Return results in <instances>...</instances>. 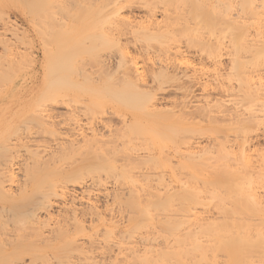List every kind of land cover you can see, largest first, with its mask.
<instances>
[{
  "label": "rangeland",
  "instance_id": "rangeland-1",
  "mask_svg": "<svg viewBox=\"0 0 264 264\" xmlns=\"http://www.w3.org/2000/svg\"><path fill=\"white\" fill-rule=\"evenodd\" d=\"M45 1V2H44ZM53 1H55V0H53ZM53 1H51V0H0V80H3V81H1L0 82V154H1V156L2 157H0V167H2L6 162H7V160L8 161H10L12 158L15 160H11L10 161V163H11V168H10V171L9 170H6L7 169V167H6V169H5V166H8V167H10V164H8V165H5V166H3L1 169H2V172L4 173V171H6L7 173H5L6 175H5V178L7 179V175L8 174H10L9 172H11V174L9 175V177H10V182H8L7 180H9V178L6 180H4L3 178H4V175L2 174V173H0V175L2 174L3 175V178H2V175H1V177H0V181L2 182V183H4L5 181H7V182H5L4 184H6V185H4V187L6 188V186H7V188H8V191H10L11 189H12V193L15 191H17V192H19L18 191V187L19 186H22V185H20L21 183L24 185L25 183L24 182H26V181H28V183L29 184H27V182H26V186L27 187H29V185H30V181L29 180H26L25 179V181L23 182V180L22 179H24V177L22 178V176L24 175V174H22V171H24L23 169H24V164H29V166L31 165L30 164V158H31V151H34L33 150V148H35L36 149V151H35V154H36V152H40V154L42 155H40L41 157V160H44V158L46 157V156H48L50 159L52 158L51 156H53V155H51V156H49V155H47V154H49L50 152H51V154H52V151H55V152H57V153H59L61 150H60V147H61V144H64V145H62V147H64V146H67L66 148H70V150L71 151H67V153H66V155H67V157H65L66 155H65V152L66 151H64L63 153H64V156H61L63 153L61 152V153H59L60 154V157L62 158V157H65V159L66 158H68V155L70 154V152H72L73 150L71 149L72 147L71 146H73V144H75L74 146L75 147H79L78 145H79V143H81L80 141H77V142H75L76 140H83V139H85V136L87 137L86 139H88V136L89 135H92V136H89V139L88 140H91V141H93V143H95V142H102V143H104V142H106V140H108L109 142H107V145H106V148L104 147V145L106 144V143H104V145H103V147L101 146L102 145V143L101 144H97V143H95V145H96V147H94L93 148V146H92V148L94 149V150H92L93 152H95V150L98 148V150H97V152H101L102 150H103V148H104V150H105V154H107L106 155V157H104L105 156V154H104V151H102V153H103V155L104 156H102L101 158H104V159H108V152L110 153V157L112 158V156H114L113 155V153H115L116 151H114V150H117V154L119 153V155H120V150H118L119 148H120V146H121V144L122 143H126L127 144V141H128V136H130V135H128L127 134V136H125L124 138H126L125 140H124V142H118L117 140H118V138H119V136H117V140H116V142H118V144H120V146L118 145V144H115L116 146V148H114V150H111V149H109V151L107 150V148H109V146L112 144L111 143V140H112V138L114 137V135H115V137H116V134H114L113 133V136H111L112 135V131L111 130H113V128H115V129H117L118 130V128H120V130H121V127H123L122 128V130L124 129H126V127H125V124H124V122L123 121H125V119H126V121L125 122H129V120H128V118H130V112L128 111L129 109H127V112L126 111H124L123 112V110L125 109L126 110V107L124 106V108L122 107V109H121V106L122 105H119L118 104V102L116 103V104H118L119 106H120V108H118V107H115L114 106V104L111 102V101H109V100H111V98H110V96L108 95V94H99V97L97 96V94H95V96H93V94L91 93V92H88L90 95H87V93H86V90H84L85 92H81V91H83V90H80V92L78 91V90H76V91H78L77 93L76 92H74V90L72 89V90H69V89H67V91H68V93H67V91H66V95H63L62 96V94H59V95H61L60 97L57 95V98H58V101H57V103H55V104H53L54 103V101H52L53 103H51L50 104V102H49V100L48 99H46V96H47V94L50 92V91H52L51 89H49V90H47V88H46V86L49 88V85H50V82H51V79H50V77L49 76H47L46 74V71L48 70V68L50 67V69H52L51 68V66H54L53 68H61L62 67V65L65 63L64 61V63L63 64H61V63H58V62H56V60L55 59H57L58 60V56H57V58H55L54 59V57H51V58H48L49 60H50V62H51V60H52V58L55 60V63H53L54 62V60H52L53 62H52V64L49 62V60H45V58H47V57H45L47 54H45V52L47 53V51H45V49H48V52H49V50L50 49H53L54 50V48H53V46H55L54 44H50L49 42H50V40L52 41V39H55L56 37V34L55 33H50L49 31H55V30H57L58 29V31L60 32L59 33V37L61 38V36H60V34L61 35H63L62 33L64 32V31H62L61 29V27H63L61 24H63L64 22V24H65V26L66 27H68V29L65 27L64 29H66V31H68V30H70L71 31V29H72V27L73 28H77V27H79V23L80 22H78V21H80V19H78L77 20V22L76 21H74V19L75 18H73V16H72V14L73 15H75V16H77L78 17V14L80 15V17H82V14H80L81 13V11H79L77 8H79L80 10H81V8L83 9V8H87L88 9V7H86V6H89V7H91V11H90V13L92 14V16H91V18L89 19L90 20V22H92L93 20L95 21L96 19V21H100L101 22V20H99L98 18H100V17H103V16H105V17H103V20H102V22L100 23V24H102V25H100V27H101V29L103 28L104 29V34H102V38L104 37V39H107L108 41H110L111 43L113 42L114 43V39H116V40H118V41H116L117 43H118V45L120 44V46L119 47H121V49H120V51L122 52V54H123V57H124V59H126L127 60V62L128 61H130L128 64H130V69H129V71L131 70V72H132V69H131V67H132V63L131 62H139V65H141L142 63V65L141 66H143L144 64V68H143V75H144V78H143V80L142 81H137V83L139 82L140 83V85L143 87V85L142 84H146V85H144V86H146L147 87V89H146V87H143V88H141L142 89V92H144L145 91V93L146 92H148L149 90H150V93L148 94L149 96H151L153 93V97H154V99L155 100H153V97H150V99L151 100H149L150 101V104L152 103V102H154V103H152L153 105H151L150 106V104H149V106H148V109L150 110V111H153V110H157L158 112L159 111H162V109L161 108H163L164 110L163 111H165V110H168V114H170V113H176V111L179 113V112H181L182 110V114H181V116L183 115V113L185 112L184 111V109H183V107H185V105L187 104V106L189 107H195L194 105H196V109H199V108H201V107H199L202 103V105L201 106H206L205 105V102H207V104H211V102L214 100V99H221L220 101H217V102H214V103H218V102H221V101H223V99H224V105H221V104H223L222 102L221 103H218L219 105H221V106H223V107H225L226 108V106L227 107H229V108H231L230 106H233V105H237V104H239L240 102L238 101V103H237V100H240V98H242L244 95L242 94V93H247V94H249V96H251L252 97V99H253V97H256L255 99H250V97L248 98V99H250V100H248L247 99V101H250V102H252L253 103V101H254V107L255 108H250V106L252 107V105L250 104V102H247L246 103V101H244V102H242V103H240L241 105L243 104V108H242V110H241V112H243V110L244 109H246V108H244V104L246 103V104H250V106L248 107L249 108V110L250 109H254L255 110V112H254V110L252 111V113L251 112H249L248 111V108H247V112H249L248 113V115L250 114V117L248 116V115H245V114H247V113H243L245 116L244 117H248L249 119H251V116L253 115H255V117H259L258 115L260 114V112H259V110H260V108H259V106H257L258 104H256L257 103V101L256 100H258V102H260V104L259 105H261V106H263L262 104V102H264V96H263V99L262 98H260L261 96H258V93L256 94V96H252V95H250V92L248 93V90L247 91H245L246 89H243V91H245V92H240L239 90V86L238 87H236L237 85H236V83L237 82H234V81H238V80H234V78H236V77H234L233 78V80H230V77H231V74L229 75V73H231L229 70H230V66L232 65V58L231 57H233L232 56V54H231V56L229 55V53H231V51L230 50H228L229 48H228V46H226L228 43H226V42H228V40L226 41V40H223L222 39V41L221 42H224V43H222L223 45H221L220 44V41H219V44H216V46H215V41H217V40H214V38H212V36H213V34H212V36L211 37H208L209 38V40L207 39V34L208 33H206V31L205 30H201V33H203L205 36V40L206 41H208L207 42V44H209V46L211 45L210 44V42H211V39H213L212 41L214 42V44H213V42H211L212 43V45L213 46H215V47H217V49L219 48V46L218 45H220L221 47L220 48H223L224 50H222V49H220L219 48V50H215L217 53L215 54V53H213V54H215L214 56H216V57H213V59H212V57H210V59H209V57H208V54H209V52H211L210 51V48H209V51L207 50V55H206V50L204 51V53H203V49L202 50H199L198 48H200L199 46L197 47V48H195V46L194 47H191L190 48V44H189V46H186L187 44H186V41H184L185 39H184V37L183 38H181L179 35H177V34H175L177 37L179 36V38H181L179 41L178 40H176V39H178L176 36V38L175 37H173V31H170V32H172L171 33V35L169 34L168 35V33H167V35L168 36H172L173 38H175V40H173L171 43L169 42V41H171L172 40V37H171V39H170V37H167V39L168 40H166V43H167V41H168V45H165L164 47H163V45L164 44H162V48L164 49L166 46L168 47H166L165 49H166V51H165V49H164V51L165 52H167V50H168V52H171V53H166V55L164 56V54H165V52H163L162 50V52L159 54L158 52H160V51H157V49L159 48L160 49V47L158 46H156V44H157V42L154 44V46H153V44H152V49H151V51H150V49H148V48H151V47H148V48H146L145 47V45L141 42V41H139L140 43H138L137 44V41H134V39L136 38L137 39V36H136V34H134L133 33V35L132 34H128L129 32H133V29H131V30H129V31H127V32H125V34L126 35H121L120 34V32H116V31H114L113 29H115V23L116 22H119L118 20H114V22H113V25H111L112 24V22H110V21H108V20H110L111 18H113V16L115 15H111L110 14V9H111V7H113L114 6V4H111L110 2V4H109V6H106L105 8H104V11H102L103 13H100L101 14V16L99 17H97L96 16V13H95V5H97L98 3H100V1L101 2H104L103 0H56L55 1V3L53 2ZM117 1H119V6H118V8H119V16L117 17V16H115V17H117V18H119V19H123V18H125V20H126V22L128 21L129 23H131L132 22V24L134 23V24H137V25H140L141 24V26H143V25H147V24H149V23H151V22H156V23H158L159 25L161 24V23H159L160 21H163L162 19H163V14H164V5L162 6V4H160V2H162L161 0H148V1H146V3H147V5H148V7H147V5L146 4H143L142 3V1L140 0V2H139V0H115V2L116 3H118ZM144 1V0H143ZM165 1V0H164ZM220 2H221V0H219ZM233 1V0H232ZM231 1V2H232ZM236 1H238V0H235V2ZM256 1H258V0H254V1H252V2H256ZM260 1V0H259ZM44 2V3H43ZM80 2H81V4H80ZM201 2H202V0H201ZM207 3V0H203V2L202 3ZM235 2H234V4H235ZM66 3V4H65ZM76 3H78V6L79 5H81V7H78L77 6V4ZM104 3H106V2H104ZM155 3V4H154ZM209 3V2H208ZM214 3V2H213ZM233 3V2H232ZM43 4V6H40V5H42ZM65 4V5H64ZM86 6H85V5ZM158 4V5H157ZM215 4V3H214ZM213 4V5H214ZM216 4H218V3H216ZM253 4V3H252ZM63 6V7H59V6ZM77 7H76V6ZM84 5V6H83ZM142 5H144V6H142ZM160 5V6H159ZM254 5L255 6H257L256 5V3H254ZM259 5H260V2H259ZM75 6V7H74ZM237 5L235 4V6H233L231 9H233V8H235V9H233L234 11H232V13L233 14H235V10L237 11V10H240L239 8V6H237V7H239V8H237L236 7ZM65 7H67V9L65 8ZM163 7V8H162ZM62 8V9H61ZM152 9V13L150 12V11H148L147 9ZM237 8V9H236ZM66 10V12H65V10ZM68 9H70V10H68ZM64 10V12H62ZM84 10V9H83ZM180 10V9H179ZM179 10L177 11V12H179ZM261 10V9H260ZM53 11H55V12H53ZM68 11H70V12H68ZM75 11L77 12L76 14H74L75 13ZM78 11H79V13H78ZM84 11H86V10H84ZM59 12V13H58ZM68 12V13H67ZM83 12V11H82ZM50 13H52V15L50 14ZM57 13V14H56ZM64 13V14H63ZM239 13H241V11L239 12ZM48 14H49V17H50V19H49V17H48ZM69 16H68V15ZM83 14H84V12H83ZM99 14V15H100ZM153 14V15H152ZM172 14V13H171ZM179 14H180V12H179ZM65 15H66V17H65ZM172 15H174V13L172 14ZM248 16V14H242V16H241V18H242V20H243V22L244 23H250V24H246L247 25V30H248V37H250V34L251 35H253V36H251L250 38H252V41H253V43H255L256 44V41H255V39H254V33H253V30H254V32H255V27H253L251 24L253 23L252 21L253 20H251V17H250V19H246V17ZM47 16V17H46ZM72 16V17H71ZM149 16V17H148ZM151 16V17H150ZM71 17V18H70ZM115 17H114V19H115ZM121 17V18H120ZM173 17V16H172ZM47 18V20L50 22H55L54 24L53 23H51L50 22V24L47 22V20H45ZM73 18V19H72ZM116 18V19H117ZM245 18V19H244ZM247 18H249V16L247 17ZM54 19V20H53ZM93 19V20H92ZM156 19V20H155ZM124 20V19H123ZM124 20V21H125ZM132 20V21H131ZM149 20V21H148ZM244 20H249V21H247V22H245ZM44 21H46L47 22V24L44 22ZM59 21V22H58ZM63 21V22H62ZM104 21L106 22V24L104 23ZM111 21H113V20H111ZM146 21H148L149 23H147ZM151 21V22H150ZM251 21V22H250ZM60 22H62V23H60ZM76 22V23H75ZM110 22V24H108ZM184 22V21H183ZM34 23V24H33ZM56 23H58V25L60 24V26H58V28H57V26L55 25ZM145 23V24H144ZM163 23V22H162ZM187 23H190V21L188 22L187 21ZM4 24H6V26L4 25ZM37 24V25H36ZM46 24V25H45ZM117 24V23H116ZM133 24V25H134ZM164 24V23H163ZM163 24L161 25V26H163ZM191 25H192V23H190ZM4 25V26H3ZM36 25V26H35ZM52 25H53V28H51L52 27ZM54 25H55V28H54ZM109 25V26H108ZM251 25V27H249ZM264 25V24H263ZM262 25V26H263ZM34 26V27H33ZM103 26V27H102ZM112 26L114 27V28H112ZM261 26V27H262ZM40 27V28H39ZM46 27V28H45ZM50 28V29H52V30H49L48 28ZM260 27V30H261V32H264V28H261ZM264 27V26H263ZM42 28V29H41ZM70 28V29H69ZM41 29V30H40ZM45 29V30H44ZM54 29V30H53ZM78 29V28H77ZM77 29H76V31H77ZM92 28H90V30H91ZM103 29H102V32H103ZM108 31H107V30ZM112 29V30H111ZM253 29V30H252ZM48 30V31H47ZM84 30H85V28H84ZM90 30H86V32H87V34H83L84 36H83V38H82V41L83 40H85L84 42H83V44L81 45V46H83V47H81L80 49H82V48H84L85 47V49L87 48V50H84V52L85 53H83L82 54V51H79V52H81V54L79 53V55H77L76 54V52H75V55H70V57H69V60L70 61H67V62H69V63H71V64H69L68 63V65H70V66H72V73H71V77H69V80L71 81L72 80V82H74L75 84H82V85H87V87H88V89H91L92 90V88L94 89V88H96V87H100V86H104L103 85V82H102V79L104 78V76H106L107 74H113V68L115 69L114 71L115 72H117L118 70H120V68H118L117 67V65H120V67L121 66H123L122 64V62L120 63V60L122 61V59H121V55H119L116 51H118V50H116V49H114L113 47H108L109 49H107V48H104L107 44H105L106 42V40H104V39H100L101 41H103V44H105V45H102L101 43L102 42H100V43H98L99 41H98V39H97V37L96 38H94V39H92L93 37H95L94 35H93V37L92 38H89L88 39V35L90 34V35H92V33H89V31ZM110 30H111V32H110ZM46 32V33H44V32ZM57 31V32H58ZM70 31L68 32V34H67V36L68 37H70L69 35H71L72 34V36H73V33H74V31L72 30L71 32H73V33H71V34H69L70 33ZM81 31H83V29L81 30ZM81 31H79V33H80V35H78L79 37L81 36V34H82V32ZM92 32L94 31L93 29L91 30ZM90 31V32H91ZM113 31H114V33H113ZM249 31H250V34H249ZM41 32V33H40ZM49 32V33H48ZM56 32V31H55ZM62 32V33H61ZM65 33V32H64ZM78 33V32H77ZM96 33V32H95ZM94 33V34H95ZM111 33V34H110ZM118 33H119V35H118ZM122 33V32H121ZM48 34V35H47ZM50 34V35H49ZM54 34H55V36H54ZM109 34V35H108ZM114 35L113 37L111 36V35ZM203 34H202V36L200 35V32H199V35L203 38H201V40H202V42H204L203 40H204V37H203ZM215 34V33H214ZM49 37V36H51V37H49V44H46V45H44V43H46L44 40H46V38H44V37H47V36ZM74 35H76V32L74 33ZM104 35V36H103ZM105 35H107L106 37H105ZM117 35V36H116ZM130 35V36H129ZM136 36V37H133V36ZM207 35V36H206ZM210 35V34H209ZM216 35V34H215ZM214 35V36H215ZM262 36L264 35V34H261ZM66 36V33H65V35H64V37ZM122 36V37H121ZM132 36V37H131ZM47 37V38H48ZM64 37H62L61 39L62 40H64ZM74 37V36H73ZM85 37H87L86 39H84ZM127 37L129 38L128 40L129 41H131V43L127 40ZM247 37V38H248ZM50 38H52V39H50ZM59 38V39H60ZM66 39H67V37H65ZM99 38V37H98ZM217 38V37H216ZM215 38V39H216ZM249 38V39H250ZM61 39H60V43H62V41H61ZM65 39V40H66ZM70 39V38H69ZM69 39H67L68 41H69ZM95 39H97V40H95ZM133 41H132V40ZM264 39V38H263ZM48 40V39H47ZM58 40V39H57ZM81 40V39H80ZM94 40H95V42L96 41H98V42H96L97 44H95V42H94ZM113 40V41H112ZM67 41V42H68ZM175 41V42H174ZM226 41V42H225ZM43 42V43H42ZM58 42H59V40H58ZM105 42V43H104ZM115 42V44H117ZM128 42V43H127ZM135 44H134V43ZM155 42V41H154ZM165 42V41H164ZM163 42V43H164ZM259 42V41H258ZM264 42V41H263ZM54 43V42H53ZM59 43V44H60ZM64 43V42H63ZM130 43V44H129ZM170 43V44H169ZM188 43V42H187ZM260 44L262 43V41L261 42H259ZM55 44H57V43H55ZM99 44H101L100 46H96V45H99ZM115 44H114V46H115ZM143 44V45H142ZM149 44V43H148ZM151 44V43H150ZM259 44V45H260ZM48 45H50V47L48 46ZM52 45V46H51ZM108 45H109V42H108ZM112 45V44H111ZM110 45V46H111ZM118 45H117V47H118ZM136 45V46H135ZM142 45V46H141ZM159 45V44H158ZM193 45V44H192ZM211 45V48H213V46ZM49 47V48H44V47ZM103 46V47H102ZM113 46V45H112ZM144 47V49L143 48H140V47ZM147 46H150V45H147ZM224 46H226V47H224ZM99 47H101V49H99ZM157 47V48H156ZM214 47V48H215ZM43 48H44V50H43ZM138 48V49H137ZM213 48V49H214ZM79 49V50H80ZM148 49V50H147ZM156 49V51H154ZM213 49H211V50H213ZM225 49H227V50H225ZM53 50H51V51H53ZM116 50V51H115ZM137 50V51H136ZM140 50V52H138ZM147 50V51H146ZM45 51V52H44ZM87 51V52H86ZM120 51H119V53H120ZM144 51V52H143ZM153 51V52H152ZM200 51H202V52H200ZM214 51V50H213ZM212 51V52H213ZM218 51H220V53L218 52ZM138 52V53H137ZM145 54V52L148 54H143V53ZM176 52H177V54H176ZM181 52V53H180ZM228 52V53H227ZM98 53V54H97ZM125 53H127V55L125 54ZM141 53V54H140ZM156 53V54H155ZM174 53L176 54V57L177 58H175L174 56ZM219 53V54H218ZM244 53V52H243ZM243 53H241L238 57L239 58H244V60H247V56H249V55H251L249 52V55H248V53L246 54V53H244L245 54V57L243 56ZM49 54V53H48ZM93 54H95V55H98L97 56V58L94 56V57H92L93 56ZM140 54V55H139ZM182 54V55H181ZM213 54L211 53V55L213 56ZM56 55L57 54H55V57H56ZM160 55V56H159ZM168 55V56H167ZM210 55V56H211ZM220 55V57H218ZM241 55H242V57H241ZM60 56H61V54H60ZM60 56H59V58H60ZM91 57V58H89V57ZM120 56V57H119ZM143 56V57H142ZM146 56V57H145ZM155 56V57H154ZM162 57V58H159V57ZM164 56V57H163ZM184 56V57H183ZM48 57H50L49 55H48ZM64 57V56H63ZM62 57V58H63ZM118 57L120 58V59H118ZM157 57L159 58V59H157ZM93 58V59H92ZM94 58H96V59H94ZM175 58V59H174ZM216 58V59H215ZM65 59H67V58H65ZM92 59V60H91ZM118 59V60H117ZM123 59V60H124ZM162 59V60H161ZM184 59V60H183ZM229 59H231L230 61L231 62H229ZM240 59V60H241ZM59 60H61V58L59 59ZM58 60V61H59ZM126 60H124L123 62H124V66L121 68V70H120V72L121 71H123V69H125V65H126ZM156 60H160V61H156ZM174 60H177V68L179 69V67H180V69L179 70H176V69H174L173 67H175L174 65H176V61H174ZM243 60V59H242ZM243 60V61H244ZM250 60H251V57H250ZM46 61H48V63H49V65H48V63L46 62ZM62 61V60H61ZM154 61V62H153ZM167 61V62H166ZM187 61V62H186ZM249 61V60H248ZM7 62V63H6ZM13 64H12V63ZM118 62L120 63V64H118ZM165 62V63H164ZM246 62V61H245ZM245 62H244V64H245ZM5 63V64H4ZM116 63H117V65H116ZM156 65H155V64ZM161 65H160V64ZM162 63L164 64V68H163V65H162ZM175 63V64H174ZM183 63V64H182ZM248 63V62H247ZM246 63V65L244 66V67H246L247 65L249 66V64H247ZM249 63H250V61H249ZM18 64V65H17ZM50 64H51V66H50ZM166 64H167V66L168 67H166ZM174 64V65H173ZM231 64V65H230ZM243 64V65H244ZM12 65V66H11ZM15 65V66H14ZM49 66V67H47V66ZM99 65H101V67L99 66ZM173 65V66H172ZM180 65V66H179ZM251 65V64H250ZM65 66H67L66 64H64V66L62 67V69H65L64 67ZM157 66V67H156ZM160 66H162V67H160ZM183 66V67H182ZM246 67V68H248V70L250 69V67L252 66H249V67ZM75 67V68H74ZM78 67V68H77ZM106 67H109V68H107L106 69ZM117 67V68H116ZM169 67H171V69H173V70H175V75L177 74V76L176 77H180V76H182L183 74L185 75H183L185 78H183V76L182 77H180L179 78V80L178 81H176L175 82V79H178V78H176V77H174L173 79H172V77L173 76H171L170 74H173L174 72H173V70H171ZM232 67V66H231ZM44 68H46L45 70H44ZM71 68V67H70ZM101 68V69H100ZM160 68H162V69H160ZM165 68H166V70H165ZM176 68V67H175ZM258 68H259V70L260 71H262V72H260L259 70H258ZM258 68H256L257 70H256V72H254V70L255 69H253V67H251V69H253V70H250V72H248L247 74H245V72L246 71H248V70H246L245 68V72H243L244 73V75H247V76H254L253 78L254 79H256L257 80V78H256V76L258 77H260V75L264 78V67H263V70H261L262 69V67H258ZM261 68V69H260ZM5 70V74H2L3 72H4V70ZM7 69V70H6ZM56 70V72L57 71H59V73H58V75H60V74H62V73H60V71L61 72H63V70ZM75 69H76V71H75ZM109 69H111V70H109ZM116 69H118L117 71H116ZM146 69V70H145ZM162 70V74L160 75V77L158 78V79H152V78H154L155 77V75H158V74H155L154 76L152 75L154 72L155 73H161L160 71L158 72V70ZM181 69H182V71H181ZM244 69H243V71H244ZM54 70V69H53ZM100 70V71H99ZM148 70V71H147ZM153 70V71H152ZM166 71V73L169 75H167L166 73H163V71ZM169 70H171V71H169ZM232 70V69H231ZM2 71V72H1ZM55 71V70H54ZM65 71V70H64ZM99 71V73H101L102 75H100L99 73L97 74V72ZM107 71V72H106ZM109 71H111V72H109ZM128 71V72H129ZM150 71H152V72H150ZM164 71V72H165ZM183 71H184V73H183ZM193 72V73H195V76H194V74L193 73H191L192 74V76H188V75H190V73L189 72ZM254 72V73H258L256 76H255V74L254 73H251V72ZM13 72H14V74H13ZM46 74H45V73ZM74 72H76V73H74ZM109 72V73H108ZM128 72H124V73H126V77L128 78ZM131 72L129 73V75L131 74ZM168 72H170V74L168 73ZM233 72V71H232ZM48 73H49V70H48ZM69 73V74H70ZM118 73L119 72H117L116 73V75H118ZM121 73H123V72H121ZM183 73V74H182ZM215 73V74H214ZM250 73L252 74V75H250ZM263 73V74H262ZM9 74V75H8ZM68 74V73H67ZM111 74V76L113 77L115 74H113L112 75ZM120 74V73H119ZM133 74H134V72H133ZM151 74V75H150ZM166 76H165V75ZM180 74V75H179ZM199 74V75H198ZM254 74V75H253ZM57 76V74H54L53 76ZM64 75H66L65 73H64ZM63 74H62V76H64ZM122 75V76H121ZM121 75H119V76H117L116 77V79H115V76L113 77L115 80H118L119 78L122 80V79H124V77H123V74H121ZM201 75H202V77H201ZM216 75V76H215ZM232 75H234V73H232ZM8 76H9V78H8ZM61 76V75H60ZM88 76V77H87ZM100 76V77H99ZM103 76V77H102ZM111 76H110V78H111ZM125 76V75H124ZM148 78H147V77ZM159 76V75H158ZM163 76H165V77H169L170 78V81H172V82H170V81H168V79L166 80L164 77L162 78ZM171 76V77H170ZM186 76H187V78H186ZM236 76V75H235ZM2 77V78H1ZM45 77H48V78H45ZM102 77V78H101ZM134 78L136 77V76H133ZM133 77H132V75H131V78L133 79ZM152 77V78H151ZM195 77V78H194ZM214 77H215V79H214ZM218 77V78H217ZM224 77V80L222 79ZM226 77H229L228 79L226 78ZM251 77V78H252ZM258 78V82L262 85V86H264V79L263 78ZM6 78V79H5ZM99 78H100V80H99ZM109 77H107V79H108ZM109 78V80H107L108 82H110V80L111 79H113V78H111L110 79ZM129 78H130V76H129ZM182 78V79H181ZM189 78V79H188ZM191 78H193V79H195V82H194V80L193 79H191ZM201 78V79H200ZM216 78H217V80H216ZM220 78V79H219ZM238 78V77H237ZM49 79H50V81H49ZM105 79V78H104ZM118 80V82L119 81H121V80ZM136 79V78H135ZM184 79V80H183ZM192 80V82H190V81H187V80ZM225 79H227V80H225ZM254 79H252V80H254ZM260 79V80H259ZM262 79H263V83H262ZM74 80V81H73ZM82 80V81H81ZM84 80H88V82H87V84L84 82ZM92 80V81H91ZM106 80H104V83H105V81ZM145 80V81H144ZM157 80H159V81H157ZM174 80V81H173ZM180 80H181V82H180ZM229 80V81H228ZM252 80H250L251 82L249 83V82H247V83H249V84H247L248 86L250 85V84H252V86H253V83L255 84V83H257V85H258V82H256L255 80L254 81H252ZM5 81V82H4ZM47 81V82H46ZM49 81V82H48ZM102 82V85H100V83ZM154 81V82H153ZM168 81V82H167ZM183 81V82H182ZM198 81V82H197ZM218 81V82H217ZM223 81V82H222ZM228 83H227V82ZM95 82V83H94ZM107 82V83H108ZM112 82V81H111ZM111 82H110V86H106L107 85V83H106V85H105V87H107V89H108V87H110V89L112 88V87H115L116 88V86L118 87L119 85H117V84H115L116 86H114L113 84V86L111 85ZM145 82V83H144ZM158 82V83H157ZM161 82H163V83H161ZM178 82H180V83H178ZM190 82V83H189ZM196 82H197V84H196ZM213 82H214V84H213ZM220 82V83H219ZM233 84H232V83ZM239 82V81H238ZM253 82V83H252ZM4 83V84H3ZM84 83V84H83ZM113 83V82H112ZM116 83V82H115ZM138 83V84H139ZM161 83V84H160ZM182 83L184 84V83H186L185 85H182ZM201 83H204L203 85L201 84ZM231 83V86H229V84ZM121 84V83H120ZM160 84V85H159ZM190 84V85H189ZM195 84V86H193ZM226 84H228V86L226 85ZM259 84V86L258 87H260L261 85ZM94 85H96V86H94ZM108 85H109V83H108ZM177 85V86H176ZM189 87H188V86ZM218 85H220V86H218ZM236 85V86H235ZM112 86V87H111ZM193 86V87H192ZM200 86V87H199ZM205 86V87H204ZM224 86V88H222ZM227 88H226V87ZM255 86V90H256V84L254 85ZM87 87H85L86 89H87ZM90 87V88H89ZM92 87V88H91ZM105 87L103 88V89H105ZM120 87H121V85H120ZM120 87H118V88H120ZM149 87V88H148ZM151 87H153V88H151ZM160 87V88H159ZM167 87V88H166ZM182 87H184V88H182ZM187 87H188V89H187ZM190 87H192V91H191V88ZM207 87V88H206ZM230 87V88H229ZM257 87V88H258ZM178 88V89H177ZM179 88H180V92H179ZM186 88V89H185ZM222 88V89H221ZM226 88V89H225ZM238 89V91L241 93V96H240V98L239 99H237L236 100V103L235 104H233V105H231V104H229V102H231V103H234L235 102V99H236V97L234 96H232L231 94H237V92H236V90L235 89ZM241 88V87H240ZM244 88H247V86L246 87H244ZM43 89H45V91L47 90V92H46V96H43V97H45V98H43L42 97V91H43ZM87 89V90H88ZM103 90V89H101V88H97L96 90ZM141 89H140V91H141ZM143 89H145V90H143ZM184 89L185 90H187V92L189 93H192V94H190L191 96H189V94L187 93V92H185L184 91ZM189 89H190V91H189ZM201 89H202V92H201ZM225 89V90H224ZM242 89V88H241ZM248 89H250V86H249V88ZM253 88H251L250 90H252ZM254 89L252 90L253 91V93H254ZM260 89H262V87L260 88ZM54 90V89H53ZM66 90V89H65ZM209 90V91H208ZM226 90L228 91V92H226ZM45 91L43 92L44 94L43 95H45ZM104 91V90H103ZM105 91H109V89L108 90H106L105 89ZM175 91V92H174ZM223 91V92H222ZM229 91L231 92V94H229ZM260 91V90H259ZM69 92H72V93H69ZM162 92V93H161ZM180 94H179V93ZM204 92H205V94L207 93H209V96H210V98H209V102L207 101L208 100V95H206V96H208L207 98H206V96H204L206 99H204V97L202 98L203 99V101L204 100H206L205 102H202V99L200 98V97H202L203 96V94H204ZM51 93V92H50ZM75 93V94H74ZM79 93H81V94H79ZM210 93H212V94H210ZM240 93H238V94H240ZM260 94H261V91L259 92ZM67 94H69V95H67ZM71 94V95H70ZM147 94V93H146ZM151 94V95H150ZM170 94V95H169ZM259 94V95H260ZM263 94V93H262ZM75 95H77V96H75ZM101 95V96H100ZM154 95H158L157 97L156 96H154ZM181 95V96H180ZM212 95V96H211ZM220 95H222V96H220ZM254 95V94H253ZM264 95V94H263ZM66 96V97H65ZM74 96L75 97H77V98H75V99H78V100H70L69 99V97L71 98V97H73L74 98ZM93 96V97H92ZM107 96V97H106ZM108 96H109V98H108ZM168 96V97H167ZM193 96V97H192ZM230 96V97H229ZM239 96H237V97H239ZM259 98H258V97ZM41 97V98H40ZM65 97V98H64ZM88 97V98H87ZM91 97V98H90ZM100 97L101 98H103V99H100ZM104 97H106V98H104ZM181 97V98H180ZM221 97V98H220ZM232 97V98H231ZM56 98V99H57ZM79 98H82V99H79ZM96 98V99H95ZM193 100H192V99ZM214 98V99H213ZM235 98V99H234ZM244 98V97H243ZM38 99H41V100H39L41 103H39L37 100ZM46 100V101H44V100ZM98 99H99V101H98ZM106 99H108L107 101L111 104V105H109V103H107L105 100ZM180 99V100H179ZM181 99H185L186 100V102L184 101V100H181ZM197 99L200 101H197ZM43 100V101H42ZM96 100V101H95ZM153 100V101H152ZM232 100L234 101V102H232ZM243 100V99H242ZM245 100V99H244ZM55 101V102H56ZM67 101V102H66ZM88 101V102H87ZM152 101V102H151ZM178 101V102H177ZM181 101V102H180ZM196 102V104L194 103V102ZM255 101H256V103H255ZM35 102H37V103H35ZM94 102V104H90V103H93ZM97 102V103H96ZM103 102H105V105H104V103ZM178 104H176V103ZM185 102V103H184ZM188 102V103H187ZM202 102V103H201ZM212 102V104L214 105V103ZM40 104V105H45V107L43 106V108H42V106H41V109L39 108V110H41V112H38L37 111V115L39 114V116H37L36 118H38V117H40V114H42V116L44 117V115L46 116V117H42L44 120H41L40 118H39V121H37L38 119H36V118H34V120L33 121H29V119H28V117H29V114H30V116H31V113H33L34 111L36 112V109L34 108V107H36L37 106V104ZM76 103V104H75ZM159 103V104H158ZM174 103L176 104L174 107H173V105H174ZM192 104V106L190 105V104ZM199 103H201V104H199ZM38 104V105H39ZM173 104V105H172ZM182 104H184V105H182ZM194 104V105H193ZM199 104V105H198ZM217 104V105H218ZM239 104V105H240ZM92 105V106H91ZM95 105V106H94ZM97 105V106H96ZM100 105H102V106H100ZM117 105V106H118ZM148 105V104H147ZM161 105V106H160ZM166 105H167V107L169 106V108H167L166 107ZM171 105V106H170ZM197 105H198V108H197ZM213 105H211V106H213ZM216 105V104H215ZM99 106V107H98ZM112 106V107H111ZM114 106V107H113ZM163 106V107H162ZM177 106V109L179 110H177V109H175V107ZM178 106L180 107V108H178ZM186 106V107H187ZM211 106H208V108L209 107H211ZM220 106V107H221ZM257 106V107H256ZM38 107H40V106H38ZM161 107V108H160ZM172 108V111H171V108ZM186 108V109H190V108ZM203 107H202V109H203ZM219 106H216V108L218 109V108H220ZM233 107H235V106H233ZM237 107V106H236ZM241 107V106H240ZM33 108V109H32ZM95 108V109H94ZM117 109V110H114L113 111V109ZM173 108H174V110H173ZM182 108V110H180ZM206 108V107H205ZM213 108H215V106H213ZM228 108V109H229ZM256 108H257V110L258 111H256ZM263 108H264V106H263ZM261 109L262 111H264V109ZM42 109H43V111H42ZM89 109H92V110H89ZM94 109V110H93ZM120 109V110H119ZM160 109V110H159ZM185 109V110H186ZM192 109V111H194V109L195 108H191ZM191 109L189 110V111H191ZM196 109H195V111H196ZM209 109H212V108H209ZM208 109V110H209ZM217 109H212V110H209V112L210 111H212L211 112V115H213V117L211 116V117H209L210 116V114H208V112H206V110L207 109H203V111L205 112H203L204 114H208L209 116H207V115H205L206 117H204V116H201V115H199V114H201V113H197V115H199L198 117L196 116V115H192V116H189V114H186V112L188 111H186L185 112V114L186 115H188V116H182L183 118H180V117H178L177 116V114H175L179 119H182V121L183 120H186V121H184L185 123L187 122V124H189V126L187 127V124H186V126H185V123L184 122H182V124L184 125V128H183V130L185 129V130H189L188 132L190 133L191 131L190 130H192V131H195V130H197V131H199V129H200V131H202V130H204L205 132H204V134H198V132H197V134H196V132H195V134H196V136L194 135V132H191L190 133V135L188 134V136L186 137L185 136V138H184V141H182L181 140V138L184 136V135H186V133L184 134H182V135H180V139H179V142H180V140H181V143L182 144H184V142H186L187 141V139H189V145L190 146H187V145H182V144H179V146L181 147V145L182 146H187V147H193V148H195V151H197V150H201V148H202V150H204V148L206 149V144H207V148L209 147V149H212V148H210L212 145H213V142H212V140L213 141H216L217 142V144L214 142V144H216V145H214L213 147L214 148H218V144L222 141L223 143H225V144H221L222 145V147L224 148V149H227V147L229 148V149H231V151H232V149H233V152H234V156H236V154H237V156H238V154H240V153H238V152H241V153H243V151H244V155L243 154H240V156L242 155V158H245V155H246V158H245V160H247V159H249V157H250V160L251 161H253V156L254 155H256V158H255V162L254 163H256V164H253V162L251 163L253 166L255 165V166H257V164L259 163V158L261 159H264V124L262 123L263 121H264V119H262L264 116V114H261L260 115V117H259V122H256V123H259L258 124V127H252L251 128V126L253 125H249V124H251V122L250 123H248L247 121H248V118L246 117V119L245 118H243L242 116H243V114H242V116H240V114H241V112L239 111V108H238V110L237 111H235V113L237 112V113H239V115L236 113V115H238V118H239V116L240 117H242L243 118V120H244V122H247L248 124H247V126L248 127H250V129H252L253 130V132L251 131V132H249L247 129H246V127H245V131L247 130L248 132H247V134H244L245 133V131L243 132V131H241V135L239 134L240 133V131L238 130V131H236L234 134H235V136L233 135V134H231L230 133V128H235V126L236 125H233L232 126V123H235L236 122V124H238L237 122H241V121H243V120H241V119H239V120H241V121H238V120H235L234 122H233V120H234V118L236 117L235 116V114H234V111L232 112L233 114H234V117L232 116L233 114L232 113H230L231 111H229V113H228V111H227V113L229 114V115H227L226 114V112H224V111H226V109H223L222 107H221V109H223V112L226 114V116H225V114H224V116H223V113H221L220 114V116L218 115V116H215L219 111V109L217 110ZM235 109V108H234ZM237 109V108H236ZM235 109V110H236ZM241 109V108H240ZM33 110V111H32ZM95 110H96V112H95ZM170 110V111H169ZM207 110V111H208ZM213 110H217V113L215 112V115H214V112H213ZM232 110H233V108H232ZM260 110V111H261ZM88 111H90V112H88ZM93 113H92V112ZM97 111H99L98 113H97ZM115 111H121V112H118L119 114H116L115 113ZM174 111V112H173ZM197 111H199V110H197ZM95 112V113H94ZM149 112V111H148ZM157 112V113H158ZM201 112V111H200ZM220 112H222V110H220ZM219 112V113H220ZM244 112H246V110L244 111ZM253 112H254V114H253ZM92 113V114H91ZM110 113V114H109ZM163 113V112H162ZM161 112H159L158 114H162ZM167 113V111L165 112V114ZM194 113V112H193ZM213 113V114H212ZM218 113V114H219ZM256 113H259V114H257L256 115ZM262 113V112H261ZM24 114V115H23ZM35 114V113H34ZM95 114H97V115H95ZM107 114V115H106ZM112 114V115H111ZM128 116H127V115ZM164 114V113H163ZM162 114V115H163ZM165 114L163 115V116H165ZM168 114H166V116H168ZM190 114H191V112H190ZM196 114V113H195ZM119 115H121V117H122V120H121V117L119 116ZM157 115V114H156ZM172 115V118H173V114H171ZM180 115V114H179ZM112 116V118H110ZM116 118H115V117ZM147 116V115H146ZM146 116H144L143 117V122H145V123H147V121H148V123L150 124V122H152V123H154L153 121L156 119V116H155V118L153 119L152 117H150V118H148V117H146ZM149 116V115H148ZM170 116V115H169ZM176 116H174V117H176ZM196 116V117H195ZM228 116H232L231 118H230V120L231 119H233V120H231V122H228L227 124H229L228 126H224V124H226L225 122H227L228 120H226V121H220L221 119V117H222V119H224L223 117H226L225 119H227L228 118ZM252 116V120H253V117ZM108 117V118H107ZM124 117V118H123ZM176 117V118H177ZM187 117V118H186ZM202 118L201 120H204V118L206 119V118H208L209 120H210V118H214L215 117V119H211L210 121V124L212 123V125H210L209 124V122H208V119H206V120H204V121H201L200 120V118ZM217 117V118H216ZM25 118H27L28 120L26 121L25 120ZM30 118V117H29ZM47 118V119H46ZM72 118L74 119L73 121H74V123L76 124H74L73 123V121H72ZM118 118H120V119H118ZM144 118H146V119H144ZM158 118H159V116H158ZM157 118V119H158ZM188 118H189V120H188ZM191 118H195V119H197L198 121H195V120H193V119H191ZM108 119V120H107ZM167 119H168V117H167ZM175 119V118H174ZM190 119H191V121H190ZM217 119H220V120H217ZM236 119V118H235ZM255 119V118H254ZM22 120V121H21ZM24 120L26 121L25 123H26V126L24 127V126H21V125H23V124H25L24 123ZM31 120V119H30ZM51 120V121H50ZM109 121V122H107V121ZM120 120H121V122H120ZM159 120H162V119H160L159 118ZM188 120V121H187ZM201 122H200V121ZM214 120H217V121H220V122H218L217 123V121H214ZM247 120V121H246ZM258 120V119H257ZM29 121V122H28ZM45 122L44 124H46L47 125V123H49L48 125H50V127L48 126V129H45V127L42 125V123H40V122ZM78 121V122H77ZM94 123H93V122ZM104 121V122H103ZM107 123H106V122ZM158 121V120H157ZM168 121H171L172 123H173V119L171 120V118L168 120ZM178 121H180V120H178ZM206 121L208 122V123H206ZM212 121H214V122H212ZM250 121V120H249ZM260 121H262V122H260ZM21 122H22V124H21ZM28 122V123H27ZM117 122V123H116ZM159 122V121H158ZM171 122H169L170 124H171ZM175 122L176 123H178L177 122V120H175ZM174 122V123H175ZM190 122V123H189ZM194 122L196 123V124H194ZM223 124H222V123ZM114 123V124H113ZM122 123H123V125L124 126H122ZM151 123V124H152ZM174 123L173 124H171V126H173L174 125ZM181 123V122H180ZM198 123H202V124H198ZM216 123V124H215ZM253 123V122H252ZM256 123H254V125H257ZM17 126H16V125ZM21 124V125H20ZM106 124V125H105ZM116 124V125H115ZM191 124H193V125H191ZM198 124V125H197ZM220 124V125H219ZM231 124V125H230ZM246 124V123H245ZM102 125H104V127H102ZM118 125V126H117ZM169 125V124H168ZM197 125V126H196ZM8 126V127H7ZM89 126V127H88ZM107 126H108V128H107ZM110 126V127H109ZM170 126V125H169ZM175 126V125H174ZM177 126V125H176ZM192 126H194V128L192 127ZM199 126V127H198ZM216 126V127H215ZM217 126H219V127H217ZM24 127V128H23ZM30 127V128H29ZM42 127H44V128H42ZM53 127V128H52ZM112 127V128H111ZM190 127H192V128H190ZM18 128V130H16ZM21 128V129H20ZM47 128V127H46ZM52 129V130H49V129ZM110 128V129H109ZM177 128V127H176ZM187 128H190V129H187ZM197 128H199V129H197ZM208 129V128H210L209 129V132H208V130H207V135H206V130L205 129ZM214 128V133H213V131H211L212 129ZM221 128H229V129H227L226 131H228V132H225V133H223V135H222V133H220L221 134V136H220V134H219V137L217 136V134H218V132H219V129L221 130ZM25 129V130H24ZM44 129V132L42 131ZM91 129V130H90ZM93 129V130H92ZM195 129V130H194ZM216 129H218V132L216 131ZM223 129L221 130V132L223 131ZM249 129V128H248ZM255 129V130H254ZM24 130V131H23ZM28 130V131H27ZM46 130V131H45ZM53 130H55V131H53ZM102 130V131H101ZM106 130H108L107 132H106ZM121 130V131H122ZM123 130V131H124ZM184 130V131H185ZM243 130V129H242ZM14 131H15V134H13L14 133ZM18 131V132H17ZM51 131H53V133L55 134H53V133H50V135H49V132ZM92 132V134H91V132ZM95 131V132H94ZM99 131V133H97ZM113 131H115V130H113ZM211 131V132H210ZM24 132V133H23ZM46 132H47V134H46ZM93 132H94V134L95 133H97L99 136H96V138H94L93 137ZM115 132H117V131H115ZM167 132H169V131H167ZM167 132H162V135L165 133V134H167L168 135V133ZM170 132H172V131H170ZM169 132V133H170ZM186 132V131H185ZM187 132V133H188ZM12 133V134H11ZM18 133V134H17ZM27 133H28V135H27ZM70 133V134H69ZM72 133V134H71ZM76 133L79 135V133L81 134V135H76ZM90 133V134H89ZM118 133L120 134V133H122V132H120L119 130H118ZM117 133V135H119ZM175 133V132H174ZM176 133H177V131H176ZM199 133H202V132H199ZM227 133L229 134L230 133V135L228 136L227 135ZM243 133V134H242ZM251 133V134H250ZM32 134V135H31ZM34 134H35V136H34ZM53 134V135H52ZM69 134V135H68ZM88 134V135H87ZM102 134V135H101ZM106 134V135H105ZM110 134V135H109ZM125 134V133H124ZM129 134H131V133H129ZM137 134H139V133H134V137L135 136H137L136 138H140V139H142V137H143V141L142 140H140L139 138L137 139V140H135L134 141V139H136V138H134L133 136H132V134H131V139H133V140H131V141H134V142H131V143H129L130 142V139H129V141H128V143L129 144H132V146L131 147H133V150L134 149H136V152L135 151H131L132 149H131V147H129L130 145L128 144V145H126L125 144V146L128 148V149H125V148H123V147H125L123 144V146H121L122 148V152H121V154L122 153H124L125 155V157L124 156H122V157H124L125 159H123L122 158V160L123 161H126V159H128V157H127V155H129V154H127L126 155V150H128L127 151V153L128 152H132V153H130V157H134V155H135V157L137 156V154L140 156H137L136 158H130L129 160H133L132 162L134 163V166L136 165L135 163H138L136 166H135V168H132V166H128V164H129V162H131V161H129V160H127L128 161V164H126L125 166H127V171H128V173H127V171H124L125 173H127L126 175H129L128 176V178L129 177H131L132 176V180L134 179V182H136V181H138L139 179L140 180H142L141 178V175H144L145 177H146V175H149V178L148 179H146V180H148L149 181V179H150V182H148V184H150V183H152V185H150V186H152L153 187V190H155V191H157L156 189L158 188V190L159 191H157V192H162L163 190H164V193H165V190H166V188L164 189V187H166L165 186V184L167 183V188H168V192L170 193V189L172 188V187H176V189L175 190H177V191H179L180 189H181V185H183L185 182L184 181H182V175H185V173H187V172H184V171H188V170H185L184 169V167L183 166H181V165H184V164H182L184 161H182V159L180 160V164L181 165H179V159L180 158H182V155L180 154V153H182V152H184V151H186L185 150V148L184 147H182L183 149H184V151H183V149H182V151H178L177 150V147H176V149H174V147H172L175 143H177L178 142V140H177V138H178V135L176 136V134H174L173 135V137H174V139H175V141H174V139H173V137H172V135L170 136V135H168V136H170V138L172 137V139H173V145L171 146V140L172 139H170V141L168 140L169 138H167V140H168V143L170 144H168L167 146H166V142H167V140L165 141V143L163 142L164 140H163V138H164V136H162V137H159L160 135H161V133L159 134L158 133V138H157V133L156 134H154L153 132H150L149 134H141L140 133V135L141 136H139V135H137ZM171 134V133H170ZM191 134H192V136H191ZM210 134V135H209ZM216 134V135H215ZM250 134V135H249ZM6 135V136H5ZM14 135V136H13ZM24 135V136H23ZM30 135V136H29ZM71 135V136H70ZM96 135V134H95ZM105 135V136H104ZM145 135V136H144ZM155 135H156V138L157 139H162L161 140V143L163 144V146H162V144H160V142H159V140H157L156 138H154L155 137ZM227 135V136H226ZM232 135V136H231ZM242 135H244V136H242ZM9 136H10V138H9ZM27 136V137H26ZM28 136H29V138H28ZM34 136V137H33ZM53 138H52V137ZM58 136V137H57ZM73 136V137H72ZM80 136H83V137H80ZM100 136L102 137V138H100ZM121 136V135H120ZM124 136V135H123ZM154 136V137H153ZM195 136V137H194ZM211 136V138H209ZM215 136H217V138L215 137ZM237 136H239V137H237ZM241 136V137H240ZM1 137H3V138H1ZM26 137V138H25ZM33 139H32V138ZM56 137V138H55ZM78 137V139H76ZM94 138V140L92 139V138ZM112 137V138H111ZM122 137V136H121ZM155 139H153V138ZM166 137V136H165ZM244 137V139H245V142L243 141V140H241V138H243ZM9 138V139H8ZM31 138V139H30ZM83 138V139H82ZM91 138V139H90ZM100 139V141H95V139ZM105 138H107L106 140H105ZM123 138V137H122ZM191 138V139H190ZM209 138V139H208ZM216 138V139H215ZM222 138V140L220 141V142H218L220 139ZM223 138H227V139H223ZM230 138V139H229ZM233 138H235V140L233 139ZM4 139V140H3ZM19 139V140H18ZM23 139V140H22ZM29 139V140H28ZM38 140V142L41 144L40 146L38 145L39 143L37 142V140ZM76 139V140H75ZM102 139L104 140V142L102 141ZM115 139V138H114ZM113 139V141H115ZM185 139H186V141H185ZM207 139L209 140V141H207ZM211 139V140H210ZM5 140H8V141H5ZM11 140V141H10ZM33 140V141H32ZM65 141V143H63L64 141ZM68 140H69V142H71V143H73V144H71V143H69L68 142ZM75 142H73V141ZM149 140V141H148ZM192 140V141H191ZM194 140V141H193ZM235 141L234 143H232L233 141ZM8 142L9 144H8V146H6V147H4V145L3 144H1V142ZM18 141H19V143H18ZM85 141V144H88V142L86 143V141L87 140H84ZM90 141V143L87 145L88 146V149H92L91 148V144H93L92 142ZM121 141V140H120ZM139 141V142H138ZM155 141H157V145H160L159 147H167V148H158V146L156 147V143H155ZM211 141V142H210ZM238 141V142H237ZM241 141V142H240ZM242 141L244 142V143H247L248 145H246V144H244V143H242ZM247 141V142H246ZM13 144H12V143ZM37 142V143H36ZM41 142H43V143H41ZM67 142V143H66ZM79 142V143H78ZM136 142V143H135ZM140 142H143L144 143V145H140ZM149 142V143H148ZM151 142V143H150ZM178 142V143H179ZM192 142V143H191ZM221 142V143H222ZM231 142V143H230ZM25 143V144H24ZM44 143H46L45 144V146H44ZM60 143V144H59ZM76 143H77V145H76ZM109 143V144H108ZM111 143V144H110ZM139 143V144H138ZM210 143V144H209ZM227 143V144H226ZM235 143L237 144V145H235ZM238 143L240 144V143H242V144H240V145H242V146H239L238 145ZM250 143V144H249ZM30 144V145H29ZM35 145L36 144V146L38 147V150H37V147L36 146H34L33 147V145ZM67 144H69V145H71V146H69V145H67ZM82 145H80V146H86L84 143H81ZM136 145V148L134 147V145ZM147 144V145H146ZM150 144H152V146L150 145ZM153 144H155V145H153ZM186 144V143H185ZM212 144V145H211ZM14 145V146H13ZM19 145V146H18ZM28 145V146H27ZM48 145V146H47ZM56 145H58V147H59V150L60 151H58V150H56L58 147H56ZM89 145H90V148H89ZM100 147H102V148H100V149H102L101 151H99L100 149H99V146ZM137 145H138V148H137ZM165 145V146H164ZM177 146H178V144H176ZM192 145V146H191ZM221 145H219V147L221 146ZM224 145V146H223ZM225 145L227 146V147H225ZM231 147H230V146ZM233 145V146H232ZM3 146V147H2ZM24 146V147H23ZM27 146V147H26ZM55 146V147H54ZM69 146V147H68ZM73 146V147H74ZM86 146V147H87ZM113 146V145H112ZM112 146H110V148L112 147ZM139 146H140V148H139ZM142 146V147H141ZM144 146H145V148H144ZM147 146H149L150 147V149L151 150H153L152 148H158V149H154L153 151H155L154 153H153V155H151L152 154V152L153 151H151V153L149 154V147H147ZM171 146V147H170ZM178 146V147H179ZM196 146V147H195ZM205 146V147H204ZM249 146V147H248ZM45 148L44 150L45 151H42L41 152V150H43V148ZM74 147V150H75V153H77L78 151H80L81 149H79V148H77V149H79L78 151H77V149ZM82 148L83 150L85 149V148ZM186 147V149L188 150L187 152H189L190 150H191V148H187ZM222 147H220V150L221 149H223ZM241 148L242 149V147H243V150L242 151H240L241 149H238V148ZM19 148V149H18ZM25 148V149H24ZM27 148H31V149H29V150H31V151H29V150H26ZM66 148H61L62 150H66ZM81 148V147H80ZM118 148V149H117ZM141 148H144L143 150H141ZM146 148H148V150L146 149ZM169 148H171V149H173V150H169ZM213 148V149H214ZM246 148V149H245ZM247 148H248V150H247ZM249 148H250V150H249ZM5 149V150H4ZM16 149H18L17 151H18V153H17V151H16ZM87 149V148H86ZM85 149V150H86ZM123 149H125V151L123 150ZM139 149V150H138ZM159 149H161V151H162V153H164L165 155H168V156H172L171 158L170 157H168V160H169V158H170V160H169V164H171L172 165V167L173 166H175V167H173V168H176L177 166L176 165H179V167L176 169V170H178L177 172L175 171V169H174V171L172 170V167H171V165H169V164H164L166 161H167V158H166V160H162L163 161V163L161 164V160H157V152H159L160 150ZM165 149L167 150V151H165ZM179 149V148H178ZM180 149V150H181ZM197 149V150H196ZM216 149H215V154H214V150L212 151V150H210L209 152H211V156L212 157H214L215 155H217L218 156V154H216V153H218L219 152V154H220V152H221V155H222V150L220 151L219 150V148L217 149V150H219V151H217L216 152ZM229 149H227L224 153L226 154V153H228V152H231V151H229ZM6 150H8V151H6ZM14 150H15V152H14ZM146 150H147V152H146ZM164 150V151H163ZM174 150H177L176 151V153L177 154H174L173 152H175ZM208 150V149H207ZM245 150H247V151H245ZM4 153H3V152ZM25 151V152H24ZM27 151V152H26ZM87 151V150H86ZM92 151L90 150L89 151V153L90 154H93L92 153ZM110 151H114V152H110ZM119 151V152H118ZM160 151V152H161ZM169 151V152H168ZM238 151V152H237ZM6 152V153H5ZM9 152H10V154L11 155H9ZM44 152V153H43ZM82 152V154H83V152H84V154L86 153L85 151H81ZM81 152H78L77 154H79L78 156H77V154H75V153H72V155H69V157L70 158H68L69 160H71V161H75L76 162V164L78 165V162L80 163V164H82L83 162H81V160H84V159H81L79 156H81ZM97 152H95V153H97ZM107 152V153H106ZM159 152V154L162 156V154ZM186 152V153H187ZM232 152V153H233ZM246 152H247V154H246ZM250 152V153H249ZM263 152V153H262ZM27 153V154H26ZM28 153H29V156H28ZM54 153V152H53ZM88 153V152H87ZM88 153V154H89ZM94 153V154H95ZM166 153H168V154H166ZM171 153H172V155H171ZM185 152L183 153L184 154V156H185V154H186ZM212 153H213V155H212ZM236 153V154H235ZM257 153H258V156H257ZM7 154V155H6ZM17 154V155H16ZM32 154H34V153H32ZM55 154V153H54ZM88 154H87V156H85V159H86V157H88ZM100 154V153H99ZM163 154V155H164ZM229 154H231V153H229ZM260 154H262V156H259ZM8 157V158H6V156ZM38 155H39V153H38ZM38 155H36V156H38ZM57 155V157H55L56 159H61V158H58V154H55L54 156H56ZM98 155V154H97ZM123 155V154H122ZM149 155H151L152 156V158L154 157H156V162H157V166H159V167H157L156 166V162L154 161H151V162H153L152 163V166H154V168L152 167V169H151V167H149V166H151V163H149L150 165H148V159H149ZM159 155V156H160ZM177 155H181L180 156V158H179V156L177 157ZM187 155V154H186ZM247 155H248V157H247ZM5 156V157H4ZM10 156V157H9ZM18 156V157H17ZM43 156H45V157H43ZM54 156H53V158H54ZM71 156H74V160H72V157ZM84 156V155H83ZM82 156V158H84ZM91 156V155H90ZM99 156V155H98ZM97 156V157H98ZM100 156H101V154H100ZM116 156H118V155H116L115 154V156H114V158H112L113 160H114V162H113V160L111 159V158H109V161H110V163H112V165L115 163L116 164V167H118V171L120 170V167H121V164L123 163L124 164V162L123 161H121L120 159V156H119V160H118V157H117V160H116ZM142 156V157H141ZM143 156H144V158H143ZM147 156H149L148 157V159H147V162H146V160H145V158H147ZM160 156V157H161ZM216 156V157H217ZM225 156H229V155H225ZM244 156V157H243ZM24 157V158H23ZM28 157V160L26 159ZM39 157V156H38ZM77 157V158H76ZM78 157H79V160H78ZM94 157L95 158H93V156H91V157H89L90 158V161H91V159L93 158V159H96V155H94ZM127 157V158H126ZM141 159V161H140V159ZM163 157H166V156H163ZM232 157V156H231ZM17 158V159H16ZM43 158V159H42ZM47 158V157H46ZM45 158V159H46ZM53 158H52V161H53ZM54 158V159H55ZM76 158V159H75ZM101 158H99L98 157V159H101ZM139 160H138V159ZM162 158V157H161ZM161 158H158V159H161ZM258 158V159H257ZM32 159L33 160H31V161H33L32 163H34V160H35V157H34V155H33V157H32ZM55 159V160H56ZM64 159V158H63ZM81 159V160H80ZM150 159H151V157H150ZM262 159H261V161H262ZM26 160H27V162H26ZM39 161H41L40 159H38ZM48 159H46V161H47ZM54 160V161H55ZM67 160V159H66ZM77 160V161H76ZM87 160H88V158H87ZM87 160H84V161H86V164H87ZM137 160V161H136ZM143 160H145V162L143 161ZM245 160H242V163H243V161H244V163L246 164H248L249 166L251 165L250 164V160H248V162H246ZM256 160H259V161H256ZM24 161V162H23ZM45 161V160H44ZM44 161H41L43 164L46 162H44ZM50 162L49 163V161H48V163H49V165L52 163L53 165H54V167H58V168H60V166H62V165H60L59 166V163L60 164H63V161H64V163H65V160H63L62 161V159H61V161H59V163L58 162ZM92 161H96V160H92ZM117 161V162H116ZM119 161H121V162H119ZM127 161H126V163H127ZM171 161V162H170ZM26 162V163H25ZM41 162H40V164H41ZM62 162V163H61ZM119 162V163H118ZM131 162V163H132ZM142 162H144V163H142ZM158 162H159V164H158ZM177 162V163H176ZM182 162V163H181ZM263 163H264V161H262ZM8 163V162H7ZM6 163V164H7ZM23 163V164H22ZM68 163H70V162H66L65 164H64V166L62 167V169L61 170H63V168H65L66 167V169H64V171H61V173L63 174V172H65V170H70V169H68L69 168V165L70 164H72L71 165V169H72V167L75 165L76 167H78V169H79V171H77V172H75L76 170H78L75 166L73 167V169H75V170H72L73 172H75V174H77V175H79L81 172H82V174H86L87 172H89V171H87L86 172V170H88V169H84L85 168V166L83 167V168H81L83 165H86V164H82V165H76V164H73V162L72 163H70V164H68ZM95 163V162H94ZM97 163H98V161H96V165H97ZM121 163V164H120ZM141 163V164H140ZM145 163H146V165H145ZM243 163V164H244ZM20 164H22V165H20ZM47 164V163H46ZM45 164V165H46ZM52 164H51V166H52ZM68 164V165H67ZM119 164H120V167H119ZM143 164V165H142ZM154 164V165H153ZM163 164L165 165V166H163ZM88 165L90 166V165H93V163L91 162L90 164H89V162H88ZM86 166V168H88L89 166ZM96 165H95V167H96ZM132 165V164H131ZM145 165V166H144ZM148 165V166H147ZM162 165V166H161ZM212 165V164H211ZM248 165L246 166L247 168H248V170L250 171L249 172V174L250 173H252V172H254V173H252L251 175H252V177H254L255 179H257V181H256V184L259 182L260 183V181H261V184L263 185H259L258 184V186L257 185H255V183H254V185L256 186H254L253 185V189H255V191L252 189L251 190V192L253 191L255 194H257L258 196H256L257 198H261V199H258V200H260V207L262 206V208H264V182H262V180H258V176H256L255 177V174L256 173H259L260 171L259 170H261V167H263V166H261L260 167V165L257 167V169H259V170H257L256 169V167H248ZM261 165H262V163H261ZM19 166V167H18ZM22 166V167H21ZM26 166H28V165H26ZM81 166V167H80ZM114 166L115 165H113V168H114ZM124 166V167H125ZM133 166V167H134ZM203 166H205V165H203ZM15 167V168H14ZM114 168V169H117V168ZM128 167L131 169H129L128 170ZM138 167V168H137ZM156 167H157V170H155L156 169ZM180 167H183V169H182V172H181V168ZM207 167V166H206ZM208 167H210V166H208ZM260 167V168H259ZM28 168V167H27ZM27 168H25V169H27ZM52 168V167H51ZM90 168V167H89ZM92 168H94V165H93V167ZM91 168V169H92ZM121 168H123V166L121 167ZM163 168V169H162ZM199 168H201L202 170V172H206L207 170H205V169H203L202 168V166H200V167H198V169L196 168L194 171H196L197 170V173H198V170H199ZM205 168V167H204ZM212 167H210V169H211ZM253 169V171H252V169ZM256 169V172H255V169ZM12 169H14V171L15 172H13L12 173ZM21 169V170H20ZM80 169H82V171H80ZM83 169H84V171H83ZM171 169V170H170ZM207 169V168H206ZM209 169V168H208ZM4 170V171H3ZM122 170V169H121ZM125 170V169H124ZM184 170V171H183ZM204 170V171H203ZM212 170L213 169H211V174L214 172H212ZM1 171V170H0ZM9 171V172H8ZM19 171V172H18ZM115 171V170H114ZM113 171V169H112V171L111 172H108L109 173V175H106L105 176V174H107V172H103L104 173V176H103V174H100L99 172H101L102 173V171H99L98 173H95V174H97L96 176H94V173H91V175L93 174V176H90V172L88 173V175L86 176L87 178H85V174L83 175V176H81V175H79L80 176V178L82 177V180H83V182L80 180L79 182H77L78 181V179H80L79 178V176H78V178L77 179H75V180H77V181H73V182H75V183H72V185H71V183H69V184H66L67 185V187H68V189H67V187L65 186L64 188V190H65V196H64V198H61V199H59V198H55V200L52 198V208L54 209H52V210H39L38 208H40V206L39 207H37L36 206V203H35V206L37 207V208H35V209H33L34 207H31V205L29 206V208L28 207H23V209L24 208H26L25 210H18L17 208H16V210L14 209H12V214H11V212H8V209L11 207V204H7V203H3V205H2V203H0V210H2V207H3V212L2 211H0V233H1V235H0V239H1V236L3 237V238H6L5 240H7V244H9L8 246H7V244L5 243V242H1L2 240H3V238L1 239V245H0V249H2V248H4L5 250H7V251H15V250H25L26 248H28V250H29V247L30 248H32L33 246H39V247H45L43 244H44V241H45V237H46V241L45 242H47L46 244L48 245V241L50 242V246L52 247V244L53 245H55L54 247H52L51 249L54 251V253L52 254L51 253V249H49V247L47 246V247H45L46 249H48L49 251H46V250H44V252L46 253V254H48L49 253V255L47 256V255H45V256H47V257H45L44 256V258H40V257H35V258H33V260L31 259V258H29V256H27V257H24V259L23 258H21L22 259V261L21 262H24L25 264L28 262H30L29 264H66V263H68V264H86V262H87V264L89 263V264H125V263H129V262H127V261H134L135 260V258H134V256H136L138 253V256L140 255V253L141 254H144V251H145V254H146V252L148 251L147 249L148 248H150V250H151V248L153 249V252H155V251H159V249H162L164 246L165 247H167L168 245H170L172 248H174L175 247V244L173 243V245H171V243L170 242H174V240H171V238L172 237H174V234H177V231L175 230V232L172 230H170L169 232H171L170 234L172 235L171 237H170V239L168 238L167 240H165V239H163L160 235H163L164 233H165V235H166V233H167V237H169L170 235H168L169 233H168V231L167 232H165V226H163V224H161L162 223V221H163V219H164V221H167L165 218H163V215L165 214H163L162 213V210H161V212H159V214H158V212H157V215L156 216H154L155 214H151V213H149V215L151 214V216L153 215L154 216V219L155 220H148V219H153V218H151L149 215H148V219L146 220V222H148L149 224H152V225H149L147 228H146V226L144 227V224L142 223V222H144V221H140V219L138 220V218H137V220L139 221V223L141 222V224H142V226L143 227H141V224H140V227H141V230H138L139 229V226L137 227L138 229L136 230V228H134V227H132L133 229H135V231H132L133 229H131V225H133V217H132V220H131V222L129 221V219L131 218V212H130V214H129V210L130 211H132V209L129 207V206H127V208L129 209H127L126 208V206L125 205H127V201L129 200V198L132 196V197H136V195L135 194H132V195H130V193H129V195L127 194V192L126 191H129V190H126V189H128L129 188V186L131 185L130 184V182L131 183H133L132 185H134V182H132V180L131 181H127L128 182V184H130L129 186H127L128 184L126 183V179H128L127 177H126V179H125V173L123 174V176H122V173H121V175H120V172L119 173H117L118 171L116 170V173L119 175V176H121L122 177V180H123V182H124V184H123V182H120V181H122L121 180V177H119L115 172ZM123 171V170H122ZM131 171V172H130ZM173 171V172H172ZM209 171V175H210V170H208ZM207 171V172H208ZM252 171V172H251ZM258 171V172H257ZM262 171V170H261ZM18 172V173H17ZM25 172V171H24ZM23 172V173H24ZM67 172V173H66ZM65 172V174H71V176L73 177L74 175L72 174V172L71 171H66ZM69 172V173H68ZM84 172V173H83ZM113 172V173H112ZM130 172V173H129ZM150 172H151V174H150ZM175 172V173H174ZM200 172V171H199ZM262 172H264V171H262ZM261 172V173H262ZM14 173H17V174H15V177H13L14 176ZM25 173H27V172H25ZM79 173V174H78ZM142 173H144V174H142ZM172 173V174H171ZM178 175H181V180H180V178H178L179 179V181H180V183L178 182V179H177V177L175 178V176H178ZM114 174V176L113 177H115V181H114V178L112 177V175ZM116 174V175H115ZM141 174V175H140ZM162 174V175H161ZM188 174V173H187ZM199 174H202V176H203V174L204 175H208V174H206V173H199ZM253 174H254V176H253ZM21 175V176H20ZM110 175H111V177H110ZM138 175H139V177H138ZM159 175V176H158ZM172 175H173V177H172ZM192 175H193V171H192ZM258 175V174H257ZM260 175V174H259ZM263 175H264V173H263ZM263 175H261V176H263ZM7 176V177H6ZM20 176V177H19ZM24 176H26V175H24ZM70 176V177H71ZM88 176H90V177H88ZM151 176V177H150ZM163 177V181L165 182V184H164V186H163V184L162 183H164V182H162L160 185L161 186H163V187H160V186H158L159 185V183L162 181L161 179H162V177ZM186 176V175H185ZM184 176V177H185ZM202 176H200L199 178H202ZM18 178V180H17V178ZM62 177V176H61ZM69 177V178H70ZM71 177V178H72ZM75 177V176H74ZM84 177V178H83ZM94 177H96V178H94ZM104 177H106L105 179H104ZM109 177V178H108ZM117 177L120 179V181H119V179L117 180ZM148 177V176H147ZM188 178L190 177V176H187ZM260 177V176H259ZM64 178V177H63ZM90 178H93V180L92 179H90ZM99 178V179H98ZM113 178V179H112ZM135 178L137 179V178H139L138 180H136L135 181ZM157 178V179H156ZM261 178V177H260ZM259 178V179H260ZM264 178V177H263ZM262 178V179H263ZM22 181H21V180ZM73 179V178H72ZM89 179H90V181H89ZM94 179H97L98 181H96V180H94ZM104 179V181L106 180V179H108L107 181H105L104 182V184H102V180ZM130 179V178H129ZM144 179V178H143ZM160 179V182L158 181ZM167 179V180H166ZM177 179V180H176ZM190 179V178H189ZM4 180V181H3ZM152 180V181H151ZM157 180V181H156ZM184 180V179H183ZM192 180H194V179H192ZM264 180V179H263ZM68 181H71V179L70 180H68ZM67 181V182H68ZM102 181V182H101ZM118 181V183H116ZM143 181V180H142ZM141 181V182H142ZM169 181H171V182H169ZM174 181H176V182H174ZM185 181H186V178H185ZM21 182V183H20ZM82 182V183H81ZM92 182H94V184L92 183ZM99 182H101V183H99ZM122 183V186L121 187H119V185H120V183ZM147 182V181H146ZM159 182V183H158ZM168 182H169V184H171V186H168ZM182 182H184V183H182ZM190 183V182H192V184L190 183V184H187V183ZM195 184H194V183ZM10 183V184H9ZM78 185H77V184ZM88 183V184H87ZM96 183V184H95ZM108 183V184H107ZM126 183V184H125ZM140 183V181L138 182V184L137 183H135L136 185H138V186H141V185H143V186H146L147 188H150L149 190L147 189V191H149L150 192V194L152 193V187H148L147 185H146V183L143 181V183L145 184H143V183H141V184H139ZM153 183H157V185L155 186V188H154V184ZM176 183V184H175ZM179 184V188H178V184ZM198 183H200V182H198L197 181V183L195 182V180L194 181H191V179L190 180H188L187 179V181H186V183L185 184H187V187H188V185H197ZM8 184V185H7ZM75 186H74V185ZM83 186H82V185ZM87 184V185H86ZM91 184H92V186H91ZM98 184V185H97ZM115 184V185H114ZM118 184V185H117ZM181 184V185H180ZM201 184V183H200ZM71 185V186H70ZM85 185H86V187H85ZM99 185H104L103 187H101V186H99ZM199 185V184H198ZM197 185V186H198ZM8 186H10V188L8 187ZM79 186V187H78ZM82 186V187H81ZM89 186H90V189H89ZM99 186V187H98ZM113 186H115L117 189H115V187H113ZM135 186V185H134ZM133 186V187H134ZM194 186V187H195ZM200 186V185H199ZM96 187H97V189H96ZM101 187V188H100ZM124 187V188H123ZM126 187V188H125ZM136 188H139V187H137V186H135ZM146 187H144V188H141V189H134V188H132V186L130 187V188H132L133 189V192H135V191H139V192H141L140 190H142V193H145V188ZM160 187V188H159ZM184 187H186V186H184ZM186 187V188H187ZM6 188V189H7ZM21 187H19V190H21L20 189ZM71 188V189H70ZM80 188V189H79ZM86 188V189H85ZM92 188H94V189H92ZM104 188V189H103ZM119 188V189H118ZM123 188V189H122ZM129 188V189H130ZM163 188V189H162ZM70 189V190H69ZM107 189H109V190H107ZM112 189V190H111ZM113 189H115V190H113ZM121 189V190H120ZM145 189V190H144ZM183 190H184V188H182ZM181 189V190H182ZM79 190V191H78ZM85 190V191H84ZM92 192H91V191ZM96 190V191H95ZM105 190V191H104ZM117 190H119V191H117ZM135 190V191H134ZM152 190V191H151ZM175 190H174V188H173V190H171L172 192L174 191L175 192ZM77 191V192H76ZM88 191H89V193H88ZM98 191V192H97ZM107 191V193H106V195H105V193L104 192H106ZM116 191V192H115ZM130 191L132 192V190L130 189ZM129 191V192H130ZM144 191V192H143ZM155 191H153V193L152 194H154V192ZM14 192V193H15ZM16 192V193H17ZM73 192V193H72ZM75 192V193H74ZM95 192V193H94ZM121 193L122 194V196H123V198L121 197V194L119 195V197H121V198H119L118 197V199L116 198L117 196H118V194H114V193ZM125 192H126V196H125ZM173 192V193H174ZM181 192V191H180ZM180 192H178V194H181ZM252 192V193H253ZM14 193H13V196L15 197V196H18V193L16 194V195H14ZM70 193V194H69ZM72 193V194H71ZM80 193H83V194H80ZM84 193H85V195H84ZM86 193H88V194H86ZM142 193H139L138 194V192H136V194L138 195L137 197H136V200H138L139 201V198L140 199H143L144 198V196H145V194H147V193H145L144 194V196L142 197ZM163 193V194H164ZM167 193V192H166ZM173 193H170V194H173ZM253 193V194H254ZM78 194V195H77ZM96 195V197H95V195ZM101 196H100V195ZM104 194V195H103ZM149 194V193H148ZM156 194V193H155ZM162 193H160V195H161ZM176 194V193H175ZM203 194V191H202V193H201V197H203V199H205L204 198V196L205 197H207L206 195H205V193H204V195H202ZM254 194V195H255ZM99 195V196H98ZM114 195L116 196V197H114ZM74 196V197H73ZM76 196V197H75ZM89 196H90V198H89ZM103 196V197H102ZM108 196V197H107ZM114 197V200H113V198L112 197ZM125 196V197H124ZM140 196V197H139ZM148 196V195H147ZM69 197H71V199L69 198ZM82 197V198H81ZM91 197H93V198H91ZM106 197V198H105ZM126 197H127V199H126ZM129 197V198H128ZM149 197V196H148ZM67 198V199H66ZM72 198H74L75 200H72ZM98 198V199H97ZM109 198H111V199H109ZM138 198V199H137ZM79 199V200H78ZM81 199V200H80ZM88 199V200H87ZM122 199H125V200H122ZM145 199H147V197L145 198ZM148 199H150V198H148ZM36 200H37V198H36ZM77 200V201H76ZM87 200V201H86ZM95 202H94V201ZM110 200V201H109ZM118 200V202H120L121 203V201H123V203H121L122 204V206H120L121 207V210H119L120 209V207L117 205L118 204V202H117V204H115L114 202H116ZM120 200V201H119ZM144 200V199H143ZM143 200H141V204H143V203H145V202H143ZM206 200L207 201H205V203H207V205H210L211 203V199H210V202H209V198L207 199L206 198ZM214 200H216V199H214ZM76 201V202H75ZM138 201H136V202H138ZM203 202H204V200H202ZM36 202V201H35ZM69 202H72V204L71 203H69ZM78 202V203H77ZM125 202V203H124ZM148 202H150V201H147V203ZM262 202V203H261ZM60 204V206H59V204ZM76 205H75V204ZM96 203V204H95ZM114 203V204H113ZM119 203V204H120ZM140 203L138 202V204L140 205ZM205 203H204V205L202 204V207H199V205H201V204H198V206L196 205V207H193V206H189L190 204H188L187 205V207H191V209L190 208H188L189 210H191V211H193V212H196V213H193V212H191V214L188 212V214H190V216L192 215V213L193 214H195V215H197V217L195 216V215H192L191 217H192V219L194 218V217H196V220H195V218L193 219L196 223L198 222V224L200 223L199 221V219H198V217H200L201 218V222L204 220V221H206L207 219V222H209V220H213L214 221V223H215V221H217L218 220V222L220 223L221 221H219V217L221 216V214H219L218 213V210H215V209H213L212 208V206H207V205H205ZM209 203V204H208ZM7 204V205H6ZM29 204H30V202H29ZM32 204V203H31ZM33 204H34V202H33ZM32 204V205H33ZM63 204V205H62ZM78 204V205H77ZM83 204V205H82ZM86 204V205H85ZM94 204H95V206H94ZM125 204V205H124ZM146 204V203H145ZM213 204H215V201L213 202ZM262 204V205H261ZM10 205V206H9ZM39 205V204H38ZM66 205H69V208H71L70 206L72 205V206H76V207H72L71 209L72 210H69L68 209V206H66ZM87 206V207H85V206ZM118 207H117V206ZM144 205V204H143ZM195 205V204H194ZM212 205V204H211ZM26 206H28V204H26ZM62 206V207H61ZM63 206L65 207L63 210H62V208H63ZM78 206V207H77ZM90 206H92L91 208H93L94 207V209L95 210H93V209H91V211H90V209H89V207ZM110 206H111V208L112 209H110ZM115 206H116V208H115ZM124 206H125V210H124ZM60 208V209H57V208ZM80 207L82 208H87V209H85V211H84V209L82 208V209H80ZM206 207V208H205ZM208 207H209V209H208ZM5 208V209H4ZM68 209V210H65V209ZM73 208H77V209H73ZM205 208V209H204ZM7 209V210H6ZM21 209V208H20ZM38 209V210H37ZM78 209H80V210H78ZM174 209H176V208H174ZM196 209V210H195ZM5 210L7 211V213L8 214H6V212H5ZM74 210V211H73ZM97 210H98V212H97ZM170 210H172L171 208H170ZM169 210V211H170ZM15 211V212H14ZM20 213H19V212ZM86 211H87V214H86ZM118 213H117V212ZM174 211H176V210H174ZM217 213H216V212ZM1 212H2V214H1ZM5 212V213H4ZM19 213V214H17V213ZM28 212V213H27ZM76 213V215H75V213ZM90 212L93 214V216H92V214H90ZM95 212H96V214H95ZM133 212V211H132ZM151 212H152V210H151ZM156 211H154V213H155ZM165 212V211H164ZM166 212H167V210H166ZM182 212V215H185V214H187V212L186 211H181ZM184 212H186L185 214H184ZM4 213V214H3ZM11 214V216H10V214ZM16 213V214H15ZM47 213H48V216H47ZM62 213V214H61ZM80 213H82V214H80ZM84 213V214H83ZM160 213L162 214L161 215V217L163 218V219H160ZM169 213H174L173 211L172 212H169ZM21 214V215H20ZM24 214V215H23ZM33 214V215H32ZM34 214H35V216H34ZM73 214V215H72ZM90 214V215H89ZM110 214V215H109ZM130 215V216H127V215ZM133 214V213H132ZM168 213H166L165 215H167ZM178 214H179V212H178ZM6 215H8V216H6ZM20 216V218H18L19 216ZM27 215H29V216H27ZM75 215V216H74ZM88 215V216H87ZM98 216V217H95V216ZM165 215H164V217H165ZM169 215L170 214H168L167 215V219L169 218H171V217H173V216H175V217H173V219H170V220H168V221H170V222H172L173 220L175 221V223H177L179 220H178V218L180 217V221H181V218H183V216L181 217V213H180V215L178 216V217H176V215H174L173 214V216H171V217H169ZM1 216H3V217H1ZM13 216V217H12ZM17 216V218H15ZM23 216V217H22ZM72 216V217H71ZM85 216V217H84ZM113 216V217H112ZM158 216H159V218H158ZM190 216H188L187 215V221H188V223L191 225V222H189V220H188V217H190ZM219 216V217H218ZM6 219H5V218ZM81 217V218H80ZM112 217V218H111ZM127 217H128V219H127ZM130 217V218H129ZM135 217V216H134ZM185 217V216H184ZM217 217V218H216ZM11 218V219H10ZM23 218H25L24 220H26V221H22V223L20 222V220H23ZM28 218H30V220L31 219H33V220H38L39 221V223L40 224H38L37 225V223H34V221L33 220H31V222H30V220L28 219ZM36 218H38V219H36ZM43 219V221L42 222H40L42 219ZM45 218H46V220H45ZM50 219V220H48V219ZM68 218V219H67ZM72 218V219H71ZM93 218V219H92ZM110 218V219H109ZM143 219H144V217H142ZM141 218V219H142ZM219 218V219H218ZM222 219H224L223 217H221ZM248 218V217H247ZM250 218L251 217H249V219H247V220H250ZM252 218H259V216H253ZM8 219H10L9 221H10V223H9V221H8ZM12 219L14 220L13 222H12ZM16 219H18L17 220V222H18V224H17V227H18V229H20L18 232L20 233L19 235L20 236H23V237H25V239L24 238H21V241L19 242V240L17 239V242H16V240L14 239V241L12 242L11 241V239L13 240V238L15 237V234H17L18 232L16 231V229H17V227L15 226L16 224V222H15V220ZM61 219V220H60ZM67 219V220H66ZM75 219H76V221H75ZM127 219V220H126ZM159 219L160 220H162L161 221V223H158V221H159ZM184 219V218H183ZM183 219H182V221H183ZM186 219V218H185ZM191 219V218H190ZM192 219L190 220V221H192ZM261 219V218H260ZM3 220V221H2ZM29 220V221H28ZM45 220V221H44ZM69 220V221H68ZM77 220H80L79 221V223L77 224ZM121 220V221H120ZM158 220V221H157ZM172 220V221H171ZM199 220V221H198ZM252 220V219H251ZM251 220L249 221V222H251ZM259 220V219H258ZM33 221V222H32ZM47 221V222H46ZM93 221V222H92ZM129 221V222H128ZM154 221V222H153ZM174 221L172 222V223H174ZM181 221V222H182ZM184 221H186V220H184ZM184 221L182 222V223H184ZM6 222H7V224H6ZM31 223V225L32 224H35V225H33V227H38V230H37V228H35L36 229V231H39V232H36L35 233V229H33V227L29 230V229H27V228H29L28 227V225L29 226H31L29 223ZM44 222V223H43ZM62 222H63V224H62ZM76 222V223H75ZM122 222V223H121ZM146 222H144L145 224H146ZM195 222H192L193 224L191 225L192 227H193V225H194V223ZM211 223H212V221H210ZM9 223V224H8ZM12 223H14V224H12ZM28 223V224H27ZM81 223V224H80ZM147 223V224H148ZM188 223L186 222V224H185V227L188 229L189 227H188ZM204 223V225L206 224V222H202V224ZM210 223V224H211ZM12 225V227L10 228V226ZM20 224H21V226H22V231H21V226H20ZM23 224H27L26 226L25 225H23ZM47 224V225H46ZM198 224H195V226L197 225L198 226ZM201 223H200V226L202 225ZM251 224H256V220H254ZM67 226V228H66V226ZM81 225V226H80ZM118 225V226H117ZM161 225V226H160ZM7 226V227H6ZM46 226L48 227V228H46ZM63 226V227H62ZM159 226L160 227H164V228H162V229H164V231H163V234H161V233H158L161 229L159 228ZM175 226H176V224H175ZM184 226V225H183ZM195 226H194V229H193V231L194 230H197V228L195 229ZM196 226V227H197ZM257 226V225H256ZM15 227H16V229H15ZM23 227H24V229L25 230H23ZM26 227V228H25ZM65 227V228H64ZM130 227V228H129ZM76 228V229H75ZM114 228H116V229H114ZM129 230H128V229ZM143 228V229H142ZM177 228V226L175 227V229ZM183 228V227H182ZM181 228V231L182 230H184V229H186V228H183L182 229ZM198 228H199V226H198ZM1 229H3V230H1ZM14 229V230H13ZM63 229H67L66 231L65 230H63ZM73 229V230H72ZM78 229V230H77ZM113 229V230H112ZM131 229V230H130ZM160 229V230H159ZM169 229H170V227H169ZM168 229V230H169ZM192 229V228H191ZM27 230V231H26ZM116 230H117V232H116ZM128 230V231H127ZM190 230V229H189ZM188 230V231H189ZM3 231V232H2ZM6 231H9V232H6ZM13 231V232H12ZM26 231V232H25ZM52 231V232H51ZM129 231H131V232H133V233H131V232H129ZM180 231V230H179ZM178 232V233H182V234H184L183 232H185V230L184 231H182V232ZM190 231H192V230H190ZM33 232H34V234H33ZM124 232H126L125 234H124ZM161 232H162V230H161ZM195 232V231H194ZM236 232V231H235ZM254 232V230L251 232V234L250 235H252V233ZM9 233V234H8ZM14 233V234H13ZM21 233H22V235H21ZM40 233H42L41 234V236H40ZM49 233H51V234H49ZM52 233H54V235L52 234ZM60 233H62V234H60ZM112 233V234H111ZM131 234L130 236L128 235V234ZM173 233V234H172ZM232 233V232H231ZM237 233V232H236ZM11 234H13L12 236H13V238H11V237H8L9 235L11 236ZM24 234V235H23ZM27 234V235H26ZM36 234L38 235V236H36ZM56 234V235H55ZM123 234V235H122ZM127 234V235H126ZM160 234V235H159ZM232 234H234V232L232 233ZM4 235H5V237H4ZM8 235V236H7ZM32 235H35V236H33L34 237V239H33V237H32ZM42 235H44V236H42ZM60 235H62V236H65V237H62V236H60ZM91 235V236H90ZM109 235V236H108ZM254 235V234H253ZM30 236V237H29ZM40 236V237H39ZM53 236H56V237H53ZM58 236H60V238L58 237ZM67 236H69V238L67 237ZM93 236V237H92ZM123 236V237H122ZM141 236H142V239H141ZM145 236H146V238H145ZM165 236V238H167ZM177 236V235H176ZM7 237H8V239H7ZM42 237V238H41ZM49 237V238H48ZM57 237L59 238L58 240H56L57 239ZM68 239H67V238ZM129 237V238H128ZM154 237V238H153ZM182 238V236H180L179 235V238ZM253 237V236H252ZM19 238V237H18ZM52 238V239H51ZM121 238V239H120ZM129 239V241H128V239ZM176 238V237H175ZM23 239L25 240V241H23ZM26 239H28V240H26ZM40 239V240H39ZM48 239V240H47ZM51 239V240H50ZM65 239H67V240H65ZM94 239H95V241H94ZM103 239H105V240H103ZM108 239V240H107ZM174 239V238H173ZM203 239V238H202ZM202 239H200V242L202 241ZM205 239V238H204ZM33 240H34V242H33ZM79 240V241H78ZM107 240V241H106ZM127 240V241H126ZM145 240V241H144ZM8 241H10L9 243H8ZM41 241L43 242L42 244H41ZM70 241H74L73 243L72 242H70ZM81 241V242H80ZM96 243V244H94L93 243V245H92V243ZM100 241V242H99ZM107 243H106V242ZM203 241H206V240H203ZM202 241V242H203ZM33 242V243H32ZM67 242L69 243H72V244H74V246H76L77 244L79 245V249L82 247L83 248V250L82 251H80V253H78V252H76V251H70V250H67L66 251V253H59V255H56L55 253V250L56 249H58V250H62L63 249V247L65 246H67ZM75 242H77V244H75ZM91 244H90V243ZM99 242V243H98ZM121 242V243H120ZM123 242V243H122ZM132 242V243H131ZM201 242V243H202ZM69 243V244H70ZM80 243H82V245L80 244ZM89 243V244H88ZM103 243V244H102ZM111 243H112V245H111ZM116 243V244H115ZM119 243V244H118ZM170 243V244H169ZM4 244H6V246L4 245ZM68 244V245H69ZM97 244H99V245H97ZM121 244H124L123 246L121 245ZM4 245V247H1V246H3ZM88 245H89V247H88ZM90 245H92L91 246V248H92V250L90 251L89 249H91L90 248ZM96 245V246H95ZM102 245V246H101ZM119 248H117L116 246ZM119 245V246H118ZM167 245V246H166ZM81 246V247H80ZM84 246V247H83ZM108 246V247H107ZM112 246V247H111ZM122 246V247H121ZM127 246H129V247H127ZM137 246V247H136ZM24 247V248H23ZM61 247H62V249H61ZM64 247V248H65ZM68 247V246H67ZM103 247V248H102ZM125 247V248H124ZM130 247H131V249L132 250H130ZM133 247V248H132ZM170 247V248H171ZM22 248V249H21ZM102 248V249H101ZM128 250H127V249ZM169 248V247H168ZM169 248V249H170ZM34 249V248H33ZM127 251H126V250ZM165 249V248H164ZM164 249H162V250H164ZM168 249V251H170ZM51 250V251H50ZM87 250L89 251V252H87ZM113 250V251H112ZM124 250H125V252H124ZM129 250H130V254H132V255H130L129 254ZM147 250V251H146ZM155 250V251H154ZM166 251H167V249H165ZM68 251H70V252H72V255L70 254V253H68ZM111 253H110V252ZM119 251V252H118ZM161 251V250H160ZM160 251H159V253H160ZM167 251V252H168ZM84 252L86 253V254H84ZM90 252H91V254L93 255V257L92 256H90ZM126 252H127V254H126ZM133 252H136V255L135 254H133ZM143 252V253H142ZM149 252H151V251H148L147 252V254H149ZM153 252L151 253V256H152V254H153ZM68 253V254H67ZM76 253V254H75ZM119 253V254H118ZM121 253V254H120ZM162 253V252H161ZM164 253V252H163ZM67 254V255H66ZM83 256H82V255ZM87 254H88V256L90 257V258H87L86 259V256H87ZM124 254V255H123ZM146 254V255H147ZM158 255L156 252L154 253V255ZM217 254H218V256L220 257H218L217 256V258H215L214 259V261H216L215 262V264H227L228 262L226 261V258L223 256V255H221L220 254V252H217ZM216 254V255H217ZM56 255V256H55ZM86 255V256H85ZM95 255V256H94ZM130 255V256H129ZM153 255V257H155ZM160 255V254H159ZM158 255V256H159ZM51 256V257H50ZM67 258V259H65V257ZM87 256V257H88ZM124 256V257H123ZM128 256V257H127ZM134 258V260H132V257ZM151 256H149L148 255V257H151ZM57 257V258H56ZM60 257V258H59ZM63 257V258H62ZM84 257H85V259H84ZM131 257V258H130ZM140 258H143V257H141V256H139ZM152 257V259L154 260L155 258H153ZM157 257V256H156ZM255 257H257V256H255ZM260 257V256H259ZM19 258V259H20ZM47 258V259H46ZM94 260H93V259ZM121 259V261H120V259ZM124 258V259H123ZM219 258V259H218ZM225 260H224V259ZM258 258V257H257ZM15 259V261L16 262H18L19 261V259H17V257H15V258H11V260H10V258L8 259V261L10 260V261H13ZM20 259V260H21ZM41 259V260H40ZM43 259H44V261H43ZM46 259V260H45ZM83 260V262H82V260ZM123 259V260H122ZM125 259H126V261H125ZM140 260L138 257L136 258V260ZM151 259V258H150ZM252 259V258H251ZM256 259V258H255ZM263 259V258H262ZM4 261V264H5V262H7L6 260H7V258H1V260H0V264L2 263L3 264V261ZM29 260V261H28ZM39 260V261H38ZM70 260V261H69ZM80 260V261H79ZM94 261V262H92V261ZM138 260H137V264H139L138 263ZM27 261V262H26ZM172 261V260H171ZM14 262V261H13ZM13 262H8V264H13ZM15 262V263H16ZM20 261L18 262V263H16V264H24V263H21ZM85 262V263H84ZM90 262H92V263H90ZM97 262V263H96ZM116 262V263H115ZM123 262H125V263H123ZM156 262H158V261H156ZM155 262V263H156ZM160 262V261H159ZM159 262L158 263H156V264H159ZM221 262V263H220ZM227 262V263H226ZM251 262H253V264H257V262L259 263V264H264L263 262H264V260H260V258H259V260L257 259L256 261L254 260V257H253V261H251ZM250 262V264H252ZM262 262V263H261ZM27 263V264H28ZM133 263H136V261L135 262H133ZM132 263V264H133ZM174 262L172 261V262H170L169 261V263L167 262V263H164V264H173ZM7 264V263H6ZM130 264H131V262H130ZM174 264H177L176 262L174 263ZM231 264V263H230Z\"/></svg>",
  "mask_w": 264,
  "mask_h": 264
},
{
  "label": "bare ground",
  "instance_id": "bare-ground-1",
  "mask_svg": "<svg viewBox=\"0 0 264 264\" xmlns=\"http://www.w3.org/2000/svg\"><path fill=\"white\" fill-rule=\"evenodd\" d=\"M51 1H53V0H51ZM56 1V0H55ZM55 1H53L54 3H55ZM78 1V0H77ZM83 1V0H82ZM104 2H106V3H104V2H101L100 1V3H98L97 5H95L94 7H95V13H96V16L98 17H100L101 16V14L100 13H103L102 11H104V8L106 7V6H109V4L111 3V4H114V6L113 7H111V9H110V14L113 16V18H111L110 20H108V21H110V22H112V24L111 25H113V22H114V20H118L119 22H114L115 23V29H113L114 31H118V32H120V34L122 35H126L125 34V32H127V31H129V30H131V29H133V32L131 31V32H129L128 34H132L133 35V33L134 34H136V36H137V39L135 38L134 39V41H137V44L138 43H140L139 41H141L144 45H145V47L146 48H148V47H151V48H148V49H150V51H151V49H152V47L154 46V44L157 42V44H156V46L158 47H160V49L158 48L157 49V51H160V52H158L159 54L163 51V52H165L166 51V49L168 48L167 46V48L165 49V51H164V49L161 47L162 46V44H164L163 45V47L165 46V45H168V41H167V43H166V40H168L167 39V37H170V39H171V37L172 36H168L169 34L171 35V33L172 32H170V31H173L174 33H173V37H175L176 35L175 34H177V35H179L181 38H183L184 37V41H186V46H189V44L191 45L190 46V48L191 47H194L195 46V48H197L198 46L200 47V48H198L199 50H202L203 51V53H204V51L206 50V55H207V50L209 51V48H210V51L211 52H209V54H208V57H209V59H210V57H212V59H213V57H216V56H214L217 52L215 51L216 49H217V47H215L216 46V44H219V41H220V44L221 45H223L222 43H224V42H221L222 41V39L223 40H228V42H226V43H228L226 46H228V48L226 47V46H224V47H226L228 50H230L231 51V53H229V55L231 56V54H232V56L233 57H231L233 60H232V62L230 61L231 59H229V62H231L232 63V67L230 66V72L231 73H229V75L231 74V77H230V80H233V78L234 77H236V78H234V80L236 79V80H238V81H234V82H237L236 83V87H238L240 90V92L242 93V92H245V91H247L248 90V93L250 92V95H252V96H256V94L258 93V96H261L260 98H262L263 99V94H264V86H262L259 82H258V78H261L262 76L260 75V77L258 76H256L257 74L256 73H254V72H256V68H258V67H262V69L261 70H263V67H264V35L262 36L261 34H264V32H261V30H260V27L264 24V0H258V1H256V2H252V1H254V0H238V1H236L235 2V0H221V2L219 1V0H207V3H202L203 2V0H202V2H201V0H161L162 2H160V4H162V6L164 7V14H163V21H160L159 23H161L160 25L158 24V23H156V22H151V23H149L148 21H146L147 23H149V24H147V25H143V26H141V24L140 25H137V24H132V22L131 23H129L128 21L126 22V20H125V18H121V19H119V18H117L118 16H119V8H118V4H119V1H117L118 3H116L115 2V0H103ZM142 1V3L143 4H146L147 5V3H146V1H148V0H141ZM151 1V0H150ZM233 3H232V2ZM45 2V1H44ZM43 2V3H44ZM110 2V3H109ZM139 2H140V0H139ZM209 2V3H208ZM215 4H214V3ZM234 2H235V4L237 5V6H239V7H237V8H239L240 10H235V14H233L232 13V11H234L233 9H235V8H233V9H231L233 6H235V4H234ZM259 2H260V5H259ZM216 3H218V4H216ZM253 3V4H252ZM254 3H256V5L257 6H255L254 5ZM66 4V3H65ZM64 4V5H65ZM77 4V6H78V3H76ZM80 4H81V2H80ZM155 4V3H154ZM214 4V5H213ZM82 5V4H81ZM81 5H79L78 7H81ZM85 5V4H84ZM83 5V6H84ZM158 5V4H157ZM40 6H43V4L42 5H40ZM76 6V5H75ZM74 6V7H75ZM76 6V7H77ZM86 6V5H85ZM142 6H144V5H142ZM160 6V5H159ZM59 7H63V6H59ZM86 7H88V9L86 8H83L84 10H86V11H84L82 8H81V10L79 9V8H77L79 11H81V13L80 14H82V17H80V15L78 14V17L77 16H75V15H73L72 14V16H73V18H75L74 19V21H76L77 22V20L78 19H80V21H78V22H80L78 25H79V27H77V28H73L72 27V29H71V31L73 30L74 31V33L76 32V35H74V33L73 32H71L70 30H68V31H66V29H64L66 26H65V22L63 23V24H61L63 27H61L62 29V31H64L65 33H66V36L65 37H67V39H69V41L64 37V35H65V33L63 32H61L63 35H61L60 34V36H61V38L62 37H64V40H62L58 35H59V31H58V29L57 30H55V31H49L50 33H55L56 34V36H55V34H54V36L56 37L55 39H52V38H50V39H52V41L50 40V42H49V37H51V36H47V37H44V38H46V40H44L46 43H44V45H46V44H54L55 46H53V48H54V50L53 49H50L49 47H50V45H48L49 47H44V48H49L50 50H49V52H48V49H45V51H47V53L45 52V54H47L45 57H47V58H45V60H49L48 58H51V57H54V59L55 58H57V56H58V60L61 58V60H57V59H55L56 60V62H58V63H61V64H63L64 62V64H66L67 66H65L64 68L65 69H62V67L64 66V64L62 65V67L59 69V68H53L54 66H51V64H52V60H54L53 58H52V60H51V62H50V60H49V62L51 63L50 64V66H51V68L52 69H50V67L49 66H47V67H49L48 68V70H49V73H48V70L46 71V75L47 76H49L50 77V79H51V82H50V85H49V88L46 86V88H47V90H49V89H51L52 91H50L48 94H47V96H46V92H47V90L45 91V89H43V91H42V97L43 96H46V99H48L49 100V102H50V104L51 103H53L52 101H54V103L53 104H55V103H57V101H58V98H57V95L60 97L61 95H59V94H62V96L63 95H66L65 93H66V91H67V89H69V90H74V92H80V90H83V91H81V92H85L84 90H86V93H87V95H90L88 92H91L92 94H93V96H95V94H97V96L99 97V94H108L109 96H110V98H111V100H109V101H111L113 104H114V106L115 107H118V108H120V106L119 105H122L121 106V109H122V107L124 108V106L126 107V110L124 109H122L123 110V112L124 111H126L127 112V109H129L128 111L130 112V118H128V120H129V122H125L126 121V119H125V121H123L124 122V124H125V127H126V129L123 131L122 130V128L123 127H121V130H120V128H118V130L120 131V132H122V133H118V130L117 129H115V128H113V130H115V131H117V132H115V131H113V130H111L112 131V135L111 136H113V133L114 134H116V137H115V135H114V137L112 138V140H111V145L110 146H112L111 148H110V146H109V148H107V150L109 151V149H111V150H114V148H116L115 146V144H118V142H124V140L126 139V138H124L125 136H127V134L128 135H130V136H128L129 138H128V141H129V139H130V142L129 143H131V142H134L135 140H137L138 138H136L137 136H135L134 137V133H139V134H137V135H139V136H141L140 135V133L141 134H149L150 132H153L154 134H156L157 133V138H158V133L160 134L161 133V135L159 136V137H162V136H164V138H163V142L165 143V141L167 140V138H169L168 140L170 141V139H172V137H173V135L174 134H176V136L178 135V138H177V140H178V142H179V137H180V135H182L183 133L185 134L186 133V135H182L183 137L181 138V140L182 141H184V138H185V136L187 137L188 136V134L190 135V133L191 132H194V135L196 136V134H197V132H198V134H204V130H202V131H200V129L199 128H197V129H199V131H197V130H195V131H192V130H190L191 132L189 133L187 130H183V128H184V121H186V120H183L182 121V119H179L178 117H180V118H183L184 116H188V115H186V114H189V116H192V115H196L197 117L199 116V115H201V116H204V117H206L205 115H207V116H209L208 114H210V116L209 117H213V115H211V112L212 111H210L209 112V110H212V109H217L216 108V106H221V105H224V99H223V101H221L223 104H221V105H219L218 103H221V102H218V103H214V102H217V101H220L219 99H214L212 102L214 103V105L212 104V102H211V104L209 105V104H207V102H205L206 100H204L203 101V97L204 96H206V95H208L209 96V93L207 94H205V92H204V94H203V96L202 97H200L201 99H202V102H205V105L206 106H201L202 104L201 103H199V104H201L199 107H201V108H199V109H196V105H194L195 107H188L187 106V104L185 105V107H183V109L185 108H195L196 109V111H195V109H194V111H192V109H191V111H189L190 109H184V111L186 112L187 110V112H186V114H185V112L183 113V117L181 116V112L183 111L182 110V108L180 109V110H182L181 112H177L176 111V113L175 114H177V116L174 114V113H170V114H168L169 112H168V110H165V111H163L164 109V107L163 108H161L162 109V111H159V112H163L164 114H165V112L167 111V113L166 114H168V116H166V114H165V116H163L162 114H158L159 112L156 110H153V111H150L149 109H148V106H149V104H150V101L149 100H151L150 99V97H153V94L151 95V96H149L148 94L150 93V90L148 91V92H146L145 93V91L144 92H142V89L141 88H143V87H146V86H144V85H146V84H142L143 85V87L140 85V83L138 84L137 83V81H142L143 80V78H144V75H143V66L145 65H143V66H141V65H139V62H131L132 63V67H131V69H132V72H131V70L129 71V69H130V64H128L130 61H128L127 62V60L126 59H124V57H123V54H122V52L120 51V49H121V47H119L120 46V44L118 45V43L116 42V41H118V40H116V39H114L115 41H114V43L112 42H110V41H108L107 39H104V37L102 38V34H104L105 32H104V29H103V32H102V29H101V27H100V25H102V24H100L101 22H102V20H103V17H105V16H103V17H100V18H98L99 20H101V22L99 23L98 21H94L93 19V21L92 22H90V18H91V16H92V14L90 13V9H91V7H89V6H86ZM145 7V6H144ZM147 7H148V5H147ZM162 7V8H163ZM64 8V7H63ZM66 9H67V7H65ZM146 8V7H145ZM236 8V9H237ZM62 9V8H61ZM180 9V10H179ZM261 9V10H260ZM65 10V9H64ZM64 10L62 11V12H64ZM68 10H70V9H68ZM148 11H152V9L150 8V9H147ZM179 10V12H180V14H179V12H177ZM79 11H78V13H79ZM84 12V14H83V12ZM150 11V12H151ZM241 11V13H239ZM53 12H55V11H53ZM65 12H66V10H65ZM68 12H70V11H68ZM67 12V13H68ZM92 12V11H91ZM59 13V12H58ZM71 13V12H70ZM77 12L75 11V13L74 14H76ZM152 13V12H151ZM174 13V15H172V14ZM51 15H52V13H50ZM57 14V13H56ZM64 14V13H63ZM100 14V15H99ZM242 14H248V16H249V18H247L246 17V19H250V17H251V20H253L252 22V26L253 27H255L254 29H255V32H254V30H253V33H254V39H255V41H256V44L255 43H253V41H252V38H250L251 36H253V35H251L250 34V31H249V34H250V37H248V30H247V25L248 24H250L249 22L248 23H244L243 22V20H242V18H241V16H242ZM68 15V14H67ZM70 15V14H69ZM68 15V16H69ZM77 15V14H76ZM153 15V14H152ZM53 16V15H52ZM71 16V17H72ZM115 16H117V17H115ZM173 16V17H172ZM47 17V16H46ZM48 17H49V14H48ZM65 17H66V15H65ZM70 17V18H71ZM114 17H115V19H114ZM149 17V16H148ZM151 17V16H150ZM72 18V19H73ZM78 18V19H77ZM117 18V19H116ZM49 19H50V17H49ZM245 19V18H244ZM45 20H47V18L45 19ZM54 20V19H53ZM111 20H113V21H111ZM156 20V19H155ZM132 21V20H131ZM184 21V22H183ZM187 21L189 22L190 21V23H192V25L190 24V23H187ZM245 22H247V21H249V20H244ZM46 24H47V22L50 24V22L47 20V22L46 21H44ZM59 22V21H58ZM63 22V21H62ZM62 22H60V23H62ZM75 22V23H76ZM77 22V23H78ZM110 22L108 23V24H110ZM164 24H163V23ZM251 22V21H250ZM51 23H55L54 21L53 22H51ZM104 23L106 24V22L104 21ZM34 24V23H33ZM45 24V25H46ZM145 24V23H144ZM163 24V26H161ZM247 24V25H246ZM5 26H6V24H4ZM3 25V26H4ZM37 25V24H36ZM35 25V26H36ZM56 26H57V28H58V26H60V24L58 25V23H56L55 24ZM55 25H54V28H55ZM251 25L249 26V27H251ZM109 26V25H108ZM114 26V25H113ZM112 26V28H114ZM264 26V25H263ZM261 27V28H264V27ZM34 27V26H33ZM103 27V26H102ZM40 28V27H39ZM46 28V27H45ZM48 28V27H47ZM51 28H53V25H52V27ZM67 29H68V27H66ZM84 28H85V30H84ZM90 28H92L94 31L92 32L91 30H90ZM252 28V27H251ZM42 29V28H41ZM40 29V30H41ZM49 30H52V29H50V28H48ZM70 29V28H69ZM76 29H77V31H76ZM83 29V31H81ZM205 30L206 31V33H208L206 36H207V39L209 40V38L208 37H211L212 36V34H213V36H212V38H214V40H217V41H215L216 43H215V46H213L212 45V43L211 42H213L214 40L213 39H211V42H210V44L213 46V48H211V45L209 46V44H207V42L208 41H206L205 40V35L203 34V33H201V30ZM45 30V29H44ZM54 30V29H53ZM86 30L88 31V30H90L89 31V33H92V35H88L87 37H88V39L89 38H92L93 37V35L95 36V37H93L92 39H94V38H96L97 37V39H98V41H96V42H98V43H100V42H102L101 44L102 45H105V44H107L104 48H107V49H109L108 47H115L114 49H116V50H118L119 48V50L118 51H116L119 55H121L122 57H121V59H122V61L120 60V63L122 62L123 64V66H124V60H126V65H125V69H123V71H121V72H123V73H121L120 72V70H121V68L123 67V66H121L120 67V63L118 62V64H120V65H117V63H116V65H117V67L118 68H120V70H118V69H116V71L117 72H119L118 73V75H116V73L117 72H115L114 70V68H113V74H115L114 76H115V79H116V77L117 76H119V75H121V74H123V77H124V79H120L121 81H119L118 82V80H115L112 76H111V74L109 73V72H111V71H109L108 73L109 74H107L106 76H104V78L102 79V82H103V85L105 84L106 85V83L108 82L107 80H109V78H110V76H111V78H113V79H111L110 80V82H111V85L113 84L114 86H116L115 84H117V85H119L118 87H120V85H121V87L120 88H118L117 86H116V88L115 87H112L111 89H110V87H108V89H109V91H105V89L106 90H108L107 89V87H105V85L102 87V86H100V87H96V88H92V90L91 89H88V87H87V85L85 86V85H82V84H75L74 82H72V80L70 81L69 80V77H71L72 75H71V73L73 72L72 71V66H70V65H68V63L69 62H67V61H70L69 60V57H70V55L72 56V55H75V52H76V54L77 55H79V53L81 54V52H79V51H82V54L83 53H85L84 52V50H87V48L85 49V47L84 48H82V49H80L81 47H83V46H81L82 44H83V42L85 41V40H83L82 41V38H83V34H87V32H86ZM107 30V29H106ZM109 30V29H108ZM107 30V31H108ZM112 30V29H111ZM111 30H110V32H111ZM202 30V31H203ZM48 31V30H47ZM58 31V32H57ZM70 31V33L69 34H71V33H73V36H72V34L71 35H69L70 37H68L67 36V34H68V32ZM79 31H81L82 32V34H81V36L79 37L78 35H80V33H79ZM114 31H113V33H114ZM44 32V31H43ZM48 32V33H49ZM78 32V33H77ZM96 32V33H95ZM122 32V33H121ZM199 32H200V35L202 36V34H203V37H204V42H202V40H201V36L199 35ZM204 32V31H203ZM41 33V32H40ZM44 33H46V32H44ZM95 33V34H94ZM167 33H168V35H167ZM205 33V32H204ZM216 35H215V34ZM78 34V35H77ZM111 34V33H110ZM210 34V35H209ZM50 35V34H49ZM109 35V34H108ZM118 35H119V33H118ZM215 35V36H214ZM104 36V35H103ZM107 35H105V37H106ZM112 37L114 36L113 34L111 35ZM117 36V35H116ZM130 36V35H129ZM135 35L133 36V37H136ZM179 36L177 37L178 39H176V40H180L181 38H179ZM87 37H85L84 39H86ZM99 37V38H98ZM122 37V36H121ZM132 37V36H131ZM172 37V40L171 41H169L170 43L173 41V40H175V38H173ZM201 37V38H200ZM248 37V38H247ZM61 39V41H62V43H60V39ZM250 38V39H249ZM48 39V40H47ZM59 40V42H58V40ZM66 39V40H65ZM81 39V40H80ZM97 39H95V40H97ZM102 39H104V40H106L104 43L105 44H103V41H101ZM129 38L127 37V40H128ZM203 39V38H202ZM95 40H94V42H95ZM132 40V39H131ZM175 40V41H176ZM182 40V39H181ZM213 40V41H212ZM68 41V42H67ZM113 41V40H112ZM120 41V40H119ZM129 41V40H128ZM133 41V40H132ZM155 41V42H154ZM165 41V42H164ZM174 41V42H175ZM261 42L262 41V43L260 44L259 42ZM49 42V43H48ZM54 42V43H53ZM64 42V43H63ZM95 42V44H97ZM108 42H109V45H108ZM115 42L117 43V44H115ZM130 43H131V41H129ZM164 42V43H163ZM188 42V43H187ZM43 43V42H42ZM55 43H57V44H55ZM60 43V44H59ZM128 43V42H127ZM129 43V44H130ZM134 43V42H133ZM136 43V42H135ZM134 43V44H135ZM149 43V44H148ZM151 43V44H150ZM169 43V44H170ZM173 43V42H172ZM209 43V42H208ZM101 44H99V45H96V46H100ZM113 46H112V45ZM114 44H115V46H114ZM141 44V43H140ZM142 44V45H143ZM152 44H153V46H152ZM159 44V45H158ZM193 44V45H192ZM213 44H214V42H213ZM260 44V45H259ZM111 45V46H110ZM117 45H118V47H117ZM139 45V44H138ZM141 45V46H142ZM147 45H150V46H147ZM161 45V46H160ZM52 46V45H51ZM108 46V47H107ZM136 46V45H135ZM219 46V48L221 47L220 45H218ZM103 47V46H102ZM140 47V46H139ZM156 47V48H157ZM44 48H43V50H44ZM140 48H143L144 49V47H140ZM163 50H162V49ZM219 48L217 49V50H219ZM80 49V50H79ZM84 49V50H83ZM99 49H101V47H99ZM138 49V48H137ZM147 49V50H148ZM211 49H213V50H211ZM220 49H222V50H224L223 48H220ZM227 49H225V50H227ZM51 50H53V51H51ZM146 50V51H147ZM162 50V51H161ZM119 51H120V53H119ZM137 51V50H136ZM154 51H156V49L154 50ZM156 51V52H157ZM202 51H200V52H202ZM213 51V52H212ZM79 52V53H78ZM87 52V51H86ZM138 52H140V50L138 51ZM137 52V53H138ZM144 52V51H143ZM142 52V53H143ZM153 52V51H152ZM162 52V53H163ZM167 52H168V50H167ZM167 52H165V54H164V56L166 55V53ZM219 53H220V51H218ZM250 53L251 55H249V53H248V55L249 56H247L248 58H247V60H244V58H239L238 56L241 54V53ZM49 53V54H48ZM168 53H171V52H168ZM167 53V54H168ZM181 53V52H180ZM211 53L213 54V53H215V54H213V56L211 55ZM218 53V54H219ZM228 53V52H227ZM243 53V56L245 57V54ZM55 54H57L56 55V57H55ZM60 54H61V56H60ZM98 54V53H97ZM126 55H127V53H125ZM141 54V53H140ZM139 54V55H140ZM144 54V53H143ZM145 54H147L146 52H145ZM144 54V55H145ZM156 54V53H155ZM176 54H177V52H176ZM176 54L174 53V57L175 58H177L176 57ZM48 55L50 56V57H48ZM148 55V54H147ZM182 55V54H181ZM211 55V56H210ZM59 56H60V58H59ZM64 56V57H63ZM96 57L97 58V56L98 55H95V54H93V56L92 57ZM160 56V55H159ZM158 56V57H159ZM163 56V57H164ZM168 56V55H167ZM63 57V58H62ZM89 57V56H88ZM99 57V56H98ZM120 57V56H119ZM118 57V59H120ZM143 57V56H142ZM146 57V56H145ZM155 57V56H154ZM157 57V59H159V58H162V57H159L158 58ZM184 57V56H183ZM218 57H220V55L218 56ZM241 57H242V55H241ZM250 57H251V60H250ZM65 58H67V59H65ZM71 58V57H70ZM89 58H91V57H89ZM96 58H94V59H96ZM174 58V59H175ZM246 58V57H245ZM93 59V58H92ZM91 59V60H92ZM117 59V60H118ZM124 59V60H123ZM216 59V58H215ZM241 59V60H240ZM55 60H54V62L53 63H55ZM67 60V61H66ZM162 60V59H161ZM184 60V59H183ZM250 61V63H249V61ZM64 61V62H63ZM124 61V62H123ZM156 61H160V60H156ZM174 61H176V65H174L175 67H173L174 69H176V70H179L180 69V67H179V69L177 68V60H174ZM246 61V62H245ZM47 63H48V61H46ZM154 62V61H153ZM161 62V61H160ZM167 62V61H166ZM187 62V61H186ZM244 62H245V64H244ZM248 62V63H247ZM7 63V62H6ZM12 63V62H11ZM165 63V62H164ZM246 63L247 64H249V66H251V67H253V69H255L254 70V72L252 71L251 73H254L255 74V76H256V78H257V80L256 79H254L252 76V78L250 77V76H247V75H244V73L243 72H245L246 70H248V68H246V67H244L245 65H246ZM5 64V63H4ZM13 64V63H12ZM69 64H71V63H69ZM155 64V63H154ZM157 64V63H156ZM155 64V65H156ZM160 64V63H159ZM183 64V63H182ZM244 64V65H243ZM251 64V65H250ZM18 65V64H17ZM48 65H49V63H48ZM53 65V64H52ZM72 65V64H71ZM161 65V64H160ZM162 65H163V68L165 67L164 66V64L162 63ZM172 65V66H173ZM12 66V65H11ZM15 66V65H14ZM100 67H101V65H99ZM180 66V65H179ZM248 66V67H249ZM71 67V68H70ZM116 67V68H117ZM129 69H128V68ZM157 67V66H156ZM160 67H162V66H160ZM166 67H168L167 66V64H166ZM183 67V66H182ZM251 67H250V69L248 70V71H246L245 72V74H247L248 72H250V70H253V69H251ZM75 68V67H74ZM78 68V67H77ZM107 68H109V67H106V69ZM170 69H171V67H169ZM246 70H245V69ZM46 68H44V70H45ZM55 71H54V70ZM63 70V72H61L60 71V73H62L63 75H64V73L66 74V75H64V76H62V74H60V75H58V73H59V71H57L56 72V70ZM101 69V68H100ZM160 69H162V68H160ZM158 70V72L160 71L161 73H153L152 75L154 76L155 74H158V75H155V77L154 78H152V79H158L159 77H160V75L162 74V70ZM232 69V70H231ZM243 69H244V71H243ZM4 70V69H3ZM7 70V69H6ZM65 70V71H64ZM109 70H111V69H109ZM146 70V69H145ZM165 70H166V68H165ZM164 70V71H165ZM171 70H173V69H171ZM171 70H169V71H171ZM258 70H259V68H258ZM257 70V71H258ZM72 71V72H71ZM75 71H76V69H75ZM100 71V70H99ZM99 71L97 72V74L99 73ZM129 71V72H128ZM148 71V70H147ZM153 71V70H152ZM152 71H150V72H152ZM163 71V73H166V71L164 72ZM181 71H182V69H181ZM233 71V72H232ZM260 71V70H259ZM2 72V71H1ZM71 72V73H70ZM107 72V71H106ZM124 72H128V78L126 77V73H124ZM131 72V74L129 75V73ZM133 72H134V74H133ZM173 74H170V72H168L171 76H173L172 77V79L174 78V77H176L177 76V74L175 75V70H173ZM189 72V71H188ZM194 72V71H193ZM193 72H189L190 73V75H188V76H192V74L191 73H193ZM260 72H262V71H260ZM264 72V71H263ZM68 73V74H67ZM70 73V74H69ZM74 73H76V72H74ZM183 73H184V71H183ZM182 73V74H183ZM232 73H234V75H232ZM250 73V75H252ZM2 74H5V70H4V72L2 73ZM13 74H14V72H13ZM54 74H57V76L55 75V76H53ZM100 75H102L101 73H99ZM112 74V75H113ZM167 74V73H166ZM194 74V76H195V73H193ZM215 74V73H214ZM253 74V75H254ZM263 74V73H262ZM6 75V74H5ZM9 75V74H8ZM125 75V76H124ZM131 75H132V77L133 76H136L135 78L133 77V79L131 78ZM151 75V74H150ZM165 75V74H164ZM168 75V74H167ZM180 75V74H179ZM184 75V74H183ZM182 75V76H183ZM186 75V74H185ZM184 75V76H185ZM199 75V74H198ZM236 75V76H235ZM122 76V75H121ZM129 76H130V78H129ZM166 76V75H165ZM165 76H163L166 80L168 79V81H170V78L167 76V77H165ZM170 76V77H171ZM182 76H180V77H182ZM183 76V78H185ZM216 76V75H215ZM234 76V77H233ZM88 77V76H87ZM100 77V76H99ZM103 77V76H102ZM101 77V78H102ZM107 77H109L108 79H107ZM147 77V76H146ZM162 77V76H161ZM162 77V78H163ZM180 77H176V78H178V79H175V82L176 81H178L179 80V78ZM201 77H202V75H201ZM238 77V78H237ZM2 78V77H1ZM8 78H9V76H8ZM45 78H48V77H45ZM118 78V77H117ZM148 78V77H147ZM186 78H187V76H186ZM195 78V77H194ZM218 78V77H217ZM217 78H216V80H217ZM227 79L229 78V77H226ZM263 78V77H262ZM6 79V78H5ZM50 79H49V81H50ZM107 79V80H106ZM182 79V78H181ZM189 79V78H188ZM191 79H193V78H191ZM187 80V81H190V82H192V80ZM201 79V78H200ZM214 79H215V77H214ZM220 79V78H219ZM223 80H224V77L222 78ZM227 79H225V80H227ZM252 79H254L256 82H258V85H257V83H255L256 84V86L258 87L259 86V84L261 85L260 87H256V90L254 89L255 88V84L253 83V86H252V84H250L249 86H250V89L251 88H253L254 89V93H253V89L252 90H250V89H248L249 88V86L247 85V84H249L251 81L250 80H252ZM264 79V78H263ZM263 79H262V83H263ZM4 80V79H3ZM3 80H0V82L1 81H3ZM99 80H100V78H99ZM104 80H106L105 81V83H104ZM184 80V79H183ZM194 80V82H195V79H193ZM254 80H252V81H254ZM260 80V79H259ZM48 81V82H49ZM74 81V80H73ZM82 81V80H81ZM92 81V80H91ZM145 81V80H144ZM157 81H159V80H157ZM167 81V82H168ZM174 81V80H173ZM229 81V80H228ZM5 82V81H4ZM47 82V81H46ZM84 82L87 84V82H88V80L86 81V80H84ZM101 82V81H100ZM102 82L100 83V85H102ZM110 82H108L109 83V85H108V83H107V85L106 86H110ZM116 82V83H115ZM154 82V81H153ZM160 82V81H159ZM170 82H172V81H170ZM180 82H181V80H180ZM180 82H178V83H180ZM183 82V81H182ZM189 82V83H190ZM198 82V81H197ZM197 82H196V84H197ZM218 82V81H217ZM223 82V81H222ZM227 82V81H226ZM247 82H249V83H247ZM89 83V82H88ZM95 83V82H94ZM121 83V84H120ZM145 83V82H144ZM158 83V82H157ZM161 83H163V82H161ZM160 83V84H161ZM193 83V82H192ZM220 83V82H219ZM228 83V82H227ZM232 83V82H231ZM231 83L229 84V86H231ZM4 84V83H3ZM84 84V83H83ZM159 84V85H160ZM164 84V83H163ZM186 83H182V85H185ZM202 85L204 84V83H201ZM213 84H214V82H213ZM233 84V83H232ZM264 84V83H263ZM165 85V84H164ZM190 85V84H189ZM227 86H228V84H226ZM94 86H96V85H94ZM177 86V85H176ZM186 86V85H185ZM188 86V85H187ZM193 86H195V84L193 85ZM192 86V87H193ZM218 86H220V85H218ZM247 86V88H244V87H246ZM85 87H87V89L85 88ZM105 87V89H103ZM189 87V86H188ZM188 87H187V89H188ZM192 87H190L191 88V91H192ZM200 87V86H199ZM205 87V86H204ZM226 87V86H225ZM242 89H241V88ZM262 87V89H260ZM90 88V87H89ZM97 88H101V89H103V90H96ZM149 88V87H148ZM151 88H153V87H151ZM160 88V87H159ZM167 88V87H166ZM182 88H184V87H182ZM207 88V87H206ZM222 88H224V86L222 87ZM221 88V89H222ZM227 88V87H226ZM225 88V89H226ZM230 88V87H229ZM54 89V90H53ZM66 89V90H65ZM140 89H141V91H140ZM146 89H147V87H146ZM178 89V88H177ZM186 89V88H185ZM184 89V91L185 92H187V90H185ZM224 89V90H225ZM243 89H246L245 91H243ZM68 90V91H69ZM76 90H78V91H76ZM143 90H145V89H143ZM236 90V92H237V94L235 95H233V94H231V92L229 91V94H231L233 97L235 96L236 97V99H235V102L232 100V102H234V103H231V102H229V104H231V105H233V104H235L236 103V100L237 99H239L240 98V96H241V93L238 91V89L236 88L235 89ZM261 91V94L259 93L260 91ZM45 91V95H43L44 92ZM68 91H67V93H68ZM189 91H190V89H189ZM209 91V90H208ZM257 93H256V92ZM175 92V91H174ZM179 92H180V88H179ZM178 92V93H179ZM193 92V91H192ZM201 92H202V89H201ZM223 92V91H222ZM226 92H228L227 90H226ZM69 93H72V92H69ZM162 93V92H161ZM188 93V92H187ZM190 93V92H189ZM188 93V94H189ZM238 93H240V94H238ZM256 93V94H255ZM263 93V94H262ZM75 94V93H74ZM79 94H81V93H79ZM180 94V93H179ZM190 94H192V93H190ZM189 94V96H191ZM210 94H212V93H210ZM244 96V98L242 97V98H240V100H237V103H238V101L240 102V103H242V102H244V101H246V103L247 102H250L251 100L250 99H252V97L251 96H249V94H245V93H242ZM254 94V95H253ZM260 94V95H259ZM67 95H69V94H67ZM71 95V94H70ZM100 95V96H101ZM170 95V94H169ZM240 95V96H239ZM61 96V97H62ZM75 96H77V95H75ZM74 96V98L73 97H69V99L70 100H78V99H75V98H77V97H75ZM92 96V97H93ZM109 96H108V98H109ZM154 96H156V95H154ZM158 96V95H157ZM156 96V97H157ZM181 96V95H180ZM208 96H206V98L208 97ZM212 96V95H211ZM220 96H222V95H220ZM237 96H239V97H237ZM257 96V97H258ZM66 97V96H65ZM64 97V98H65ZM96 97V96H95ZM107 97V96H106ZM106 97H104V98H106ZM168 97V96H167ZM193 97V96H192ZM230 97V96H229ZM250 97V99H248ZM41 98V97H40ZM43 98H45V97H43ZM57 98V99H56ZM63 98V97H62ZM88 98V97H87ZM91 98V97H90ZM181 98V97H180ZM205 97H204V99H206ZM209 98H210V96L208 97V102H209ZM221 98V97H220ZM232 98V97H231ZM256 97H253V99H255ZM259 98V97H258ZM79 99H82V98H79ZM96 99V98H95ZM100 99H103V98H101L100 97ZM192 99V98H191ZM194 99V98H193ZM192 99V100H193ZM243 99V100H242ZM245 99V100H244ZM247 99L248 100H250V101H247ZM252 99V100H253ZM39 100H41V99H38L37 101L39 102V103H41ZM44 100V99H43ZM42 100V101H43ZM57 100V101H56ZM73 100V101H74ZM108 99H106L105 101L107 102V103H109L108 101H107ZM153 100H155L154 99V97H153ZM152 100V101H153ZM180 100V99H179ZM181 100H184L185 102H186V100L185 99H181ZM195 100V99H194ZM264 100V99H263ZM44 101H46V100H44ZM56 101V102H55ZM96 101V100H95ZM98 101H99V99H98ZM151 101V102H152ZM197 101H199L198 99H197ZM196 101V102H197ZM256 101H257V103H256ZM255 101V103L256 104H258L257 106H259V108H260V110L263 108V106H264V102H262L263 104V106H261V105H259L260 104V102H258V100H256ZM59 102V101H58ZM67 102V101H66ZM88 102V101H87ZM110 102V103H111ZM118 102V104H116V103ZM178 102V101H177ZM181 102V101H180ZM184 102V103H185ZM194 102V101H193ZM196 102H194L195 104H196ZM200 102V101H199ZM35 103H37V102H35ZM38 103V104H39ZM97 103V102H96ZM104 103V105H105V102H103ZM109 103V105H111ZM152 103H154V102H152ZM150 104V106L151 105H153V104ZM176 103V102H175ZM174 103V105H173V107L177 104H175ZM188 103V102H187ZM198 103V102H197ZM210 103V102H209ZM239 103V104H240ZM244 104V108H248L249 106H250V104L252 105V107L250 106V108H255L254 107V101H253V103L252 102H250V104ZM37 104V106L36 107H34L35 109H36V112L34 111L33 113H31V116H30V114H29V117H28V119H29V121H33L34 120V118H36L37 116H39V114L37 115L36 113H37V111L38 112H41V110H39V108L41 109V106L42 105H38ZM76 104V103H75ZM90 104H94V102L93 103H90ZM148 104V105H147ZM159 104V103H158ZM179 104V103H178ZM177 104V105H178ZM181 104V103H180ZM179 104V105H180ZM190 104V103H189ZM198 104V105H199ZM216 104V105H215ZM218 104V105H217ZM239 104H235V105H233V106H235V107H233V106H230L231 108H229V107H227L226 106V108L225 107H223V106H221L223 109H226V111H224V112H226V114L227 115H229L228 113H229V111H231L230 113H232L233 111H234V114H235V118H234V120L233 119H231V120H233V122L235 121V120H238V121H241V120H243V118H245L246 119V117H244L245 115H248V113L249 112H251L252 113V111L254 110V109H250L249 110V108H248V111L249 112H247V108L246 109H244L243 110V112H241V110H242V108H243V104L241 105H239ZM46 105V104H45ZM45 105H43L44 107H45ZM118 105V106H117ZM124 105V106H123ZM182 105H184V104H182ZM191 106H192V104H190ZM198 105H197V108H198ZM211 105H213V106H215V108H213V106H211ZM249 105V106H248ZM38 106H40V107H38ZM43 106H42V108H43ZM92 106V105H91ZM95 106V105H94ZM97 106V105H96ZM100 106H102V105H100ZM113 106V107H114ZM161 106V105H160ZM171 106V105H170ZM181 106V105H180ZM187 106V107H186ZM208 106H211V107H209V108H212V109H209L208 108ZM225 106V105H224ZM237 106V107H236ZM241 106V107H240ZM246 106V107H245ZM256 106V107H257ZM99 107V106H98ZM112 107V106H111ZM166 107H167V105H166ZM202 107H203V109L205 110V109H209L208 111L206 110V112H208V114L206 113V114H204L205 112L203 111V109H202ZM206 107V108H205ZM221 107L220 108H218L217 110L220 112V110H222V112H218L217 113V110L215 111V110H213V112H214V115H215V112L217 113L215 116H220V114L221 113H223V116H224V112H223V109H221ZM167 108H169V106L167 107ZM171 108V107H170ZM178 108H180L179 106H178ZM229 108V109H228ZM232 108H233V110H232ZM236 110H235V109ZM238 108H239V111L241 112V114H240V116H242V114L244 113H247V114H243V118L242 117H240L239 116V118H238V115H239V113H237L238 115H236V113H235V111H237L238 110ZM241 108V109H240ZM33 109V108H32ZM44 109V108H43ZM43 109H42V111H43ZM95 109V108H94ZM93 109V110H94ZM175 109H177V106L175 107ZM264 109V108H263ZM89 110H92V109H89ZM114 110H117V109H113V111ZM120 110V109H119ZM160 110V109H159ZM173 110H174V108H173ZM178 110V109H177ZM197 110H199V111H197ZM229 110V111H228ZM246 110V112H244ZM252 110V111H251ZM259 110V112H260V114L259 113H256V115L257 114H259L258 116L260 117V115L261 114H264V111H260ZM33 111V110H32ZM149 111V112H148ZM170 111V110H169ZM171 111H172V108H171ZM179 111V110H178ZM201 111V112H200ZM227 111H228V113H227ZM256 111H258L257 110V108H256ZM88 112H90V111H88ZM92 112V111H91ZM95 112H96V110H95ZM94 112V113H95ZM99 111H97V113H98ZM117 112V113H116ZM118 112H121V111H115V113L116 114H119ZM158 112V113H157ZM190 112H191V114H190ZM194 112V113H193ZM204 112V113H203ZM254 112H255V110H254ZM254 112H253V114H254ZM262 112V113H261ZM35 113V114H34ZM93 113V112H92ZM91 113V114H92ZM125 113V112H124ZM196 113V114H195ZM197 113H201V114H199V115H197ZM110 114V113H109ZM157 114V115H156ZM171 114H173L174 116H176V117H174L173 116V118H172V115ZM180 114V115H179ZM213 114V113H212ZM226 114H225V116H226ZM233 114V113H232ZM234 114L232 115L233 117H234ZM24 115V114H23ZM37 115V116H36ZM95 115H97V114H95ZM107 115V114H106ZM112 115V114H111ZM127 115V114H126ZM129 115V114H128ZM127 115V116H128ZM147 115V116H146ZM149 115V116H148ZM170 115V116H169ZM42 116V114H40V117ZM120 117H121V115H119ZM144 116H146V117H148V118H150V117H152L153 119L155 118V116H156V119L153 121L154 123H152V122H150V124L148 123V121H147V123H145V122H143L142 120H143V117ZM158 116H159V118L160 119H162V120H159V118H158ZM188 116V117H189ZM195 116V117H196ZM232 116H228V118L227 119H225L226 117H223L224 119H222V117L220 118V119H217V120H220V121H226V120H228L227 122H225L226 124H224V126H228L229 124H227L228 122H231V120H230V118L232 117ZM249 117H250V114L248 115ZM253 116V115H252ZM252 116H251V119H249L248 117V123H250L251 122V124H249L250 126H251V128L252 127H258V124L259 123H256V122H259V120L261 119H259V117H255V115L253 116L254 118H253V120H252ZM264 116V115H263ZM40 117H38V118H36V119H38L37 121H39V118ZM43 117V116H42ZM40 118L41 120H44L43 118L44 117H46L45 115H44V117L43 118ZM115 117V116H114ZM167 117H168V119H167ZM230 117V118H229ZM232 117V118H233ZM108 118V117H107ZM110 118H112V116L110 117ZM116 118V117H115ZM124 118V117H123ZM158 118V119H157ZM171 118V120L173 119V123L175 122V120H177V122L178 123H174V125L173 126H171V124H173L171 121H168L169 119ZM175 118V119H174ZM185 118V117H184ZM183 118V119H184ZM187 118V117H186ZM200 118V117H199ZM203 118V117H202ZM202 118H200V120L202 119ZM217 118V117H216ZM27 118H25V120L27 121L28 120ZM31 119V120H30ZM47 119V118H46ZM75 119V118H74ZM73 118H72V121L74 120ZM118 119H120V118H118ZM142 119V120H141ZM144 119H146V118H144ZM191 119H193V120H195V121H198L197 119H195V118H191ZM191 119H190V121H191ZM206 119H208V118H206ZM205 118H204V120H206ZM212 118H210V120H211ZM213 119H215V117L213 118ZM212 119V120H213ZM239 119H241V120H239ZM258 119V120H257ZM262 119H264V117L262 118ZM24 120V123L26 122ZM108 120V119H107ZM106 120V121H107ZM121 120H122V117H121ZM121 120H120V122H121ZM159 122H158V121ZM178 120H180V121H178ZM188 120H189V118H188ZM187 120V121H188ZM199 120V121H200ZM204 120H201V121H204ZM209 119H208V122H209V124H210V121ZM217 120H214V121H217ZM250 120V121H249ZM22 121V120H21ZM28 121V122H29ZM45 121V120H44ZM51 121V120H50ZM105 121V122H106ZM200 121V122H201ZM214 121H212V122H214ZM220 121H217V123L218 122H220ZM27 122V123H28ZM46 122V121H45ZM45 122H40V123H42V125L45 123ZM78 122V121H77ZM93 122V121H92ZM104 122V121H103ZM107 122H109V121H107ZM106 122V123H107ZM169 122H171V124L169 123ZM181 122V123H180ZM182 122H184L183 124H182ZM192 122V121H191ZM207 121H206V123H208ZM247 122H244V120L243 121H241V122H237L238 124H236V122L235 123H232V126L233 125H236L235 126V128H221V130L223 129V131L221 132V130L219 129V132H218V129H216V131L218 132V134H217V136L219 137V134L220 133H222V135H223V133H225V132H228L229 130H230V133L231 134H233L234 136H235V134L237 133L236 131H245V127L247 126ZM253 122V123H252ZM260 122H262V121H260ZM73 123H74V121H73ZM94 123V122H93ZM117 123V122H116ZM152 123V124H151ZM190 123V122H189ZM222 123V122H221ZM246 123V124H245ZM254 123H256L257 125H254ZM263 124H264V121L262 122ZM21 124H22V122H21ZM20 124V125H21ZM49 123H47V125L46 124H44L43 126L45 127V129H48V126L50 127V125H48ZM75 124V123H74ZM114 124V123H113ZM170 126H169V125ZM186 124H187V122L185 123V126H186ZM194 124H196L195 122H194ZM198 124H202V123H198ZM197 124V125H198ZM216 124V123H215ZM223 124V123H222ZM16 125V124H15ZM26 126V123L25 124H23V125H21V126ZM76 125V124H75ZM106 125V124H105ZM116 125V124H115ZM177 125V126H176ZM191 125H193V124H191ZM196 125V126H197ZM210 125H212V123L210 124ZM220 125V124H219ZM231 125V124H230ZM248 125V126H249ZM17 126V125H16ZM24 126V127H25ZM118 126V125H117ZM122 126H124L123 125V123H122ZM189 126V124H187V127ZM246 127V129L249 131V132H253V130L252 129H250V127ZM8 127V126H7ZM23 127V128H24ZM44 127H42V128H44ZM89 127V126H88ZM102 127H104V125H102ZM110 127V126H109ZM177 127V128H176ZM193 128H194V126H192ZM192 127H190V128H192ZM199 127V126H198ZM216 127V126H215ZM217 127H219V126H217ZM229 127V126H228ZM30 128V127H29ZM53 128V127H52ZM107 128H108V126H107ZM112 128V127H111ZM190 128H187V129H190ZM249 128V129H248ZM21 129V128H20ZM110 129V128H109ZM205 129V128H204ZM209 129L210 128H208V129H205L206 130V135H207V130H208V132H209ZM212 129V128H211ZM227 129H229L228 131H226ZM243 129V130H242ZM1 130V129H0ZM16 130H18V128L16 129ZM25 130V129H24ZM23 130V131H24ZM49 130H52L51 128L49 129ZM91 130V129H90ZM93 130V129H92ZM245 131V133L244 134H247V132L248 131ZM255 130V129H254ZM28 131V130H27ZM43 132H44V129L42 130ZM46 131V130H45ZM53 131H55V130H53ZM53 131L51 132H49V135H50V133H53ZM102 131V130H101ZM108 130H106V132H107ZM167 132V131H172V132H167L168 133V135H172V137L170 138V136H168L167 134H163L162 135V132ZM176 131H177V133H176ZM197 131V132H196ZM211 131H213V133H214V128L211 130ZM210 131V132H211ZM241 131H240V135H241ZM18 132V131H17ZM91 132V131H90ZM95 132V131H94ZM94 132H93V137L94 138H96V136H99L97 133H99V131L97 132V133H95L94 134ZM175 132V133H174ZM188 132V133H187ZM195 132H196V134H195ZM199 132H202V133H199ZM236 132V133H235ZM248 132V133H249ZM24 133V132H23ZM45 133V132H44ZM117 133L119 134V135H117ZM125 133V134H124ZM129 133H131L132 134V136L134 137V138H136V139H134V141H131V140H133V139H131V134H129ZM230 133L228 134L227 133V135L229 136L230 135ZM235 133V134H234ZM12 134V133H11ZM13 134H15V131H14V133ZM18 134V133H17ZM46 134H47V132H46ZM54 134V133H53ZM52 134V135H53ZM70 134V133H69ZM68 134V135H69ZM72 134V133H71ZM90 134V133H89ZM91 134H92V132H91ZM197 134V135H198ZM238 134V133H237ZM243 134V133H242ZM251 134V133H250ZM249 134V135H250ZM27 135H28V133H27ZM32 135V134H31ZM55 135V134H54ZM76 135H78L77 133H76ZM79 135H81L80 133H79ZM78 135V136H79ZM88 135V134H87ZM102 135V134H101ZM106 135V134H105ZM104 135V136H105ZM110 135V134H109ZM123 137H121V136ZM124 135V136H123ZM210 135V134H209ZM216 135V134H215ZM226 135V136H227ZM6 136V135H5ZM14 136V135H13ZM24 136V135H23ZM30 136V135H29ZM29 136H28V138H29ZM34 136H35V134H34ZM33 136V137H34ZM71 136V135H70ZM89 136H92V135H89ZM89 136H88V139H89ZM117 136H119V138H118V140H117ZM145 136V135H144ZM166 136V137H165ZM175 136V135H174ZM191 136H192V134H191ZM194 136V137H195ZM208 136V135H207ZM217 136H215L216 138H217ZM220 136H221V134H220ZM224 136V135H223ZM232 136V135H231ZM242 136H244V135H242ZM27 137V136H26ZM25 137V138H26ZM52 137V136H51ZM58 137V136H57ZM73 137V136H72ZM80 137H83V136H80ZM154 137V136H153ZM152 137V138H153ZM222 137V136H221ZM236 137V136H235ZM237 137H239V136H237ZM241 137V136H240ZM1 138H3V137H1ZM9 138H10V136H9ZM8 138V139H9ZM32 138V137H31ZM30 138V139H31ZM53 138V137H52ZM56 138V137H55ZM87 137L85 136V139H83V140H76V139H78V137L74 140L75 142H77V141H80L81 143H84L85 144V141L84 140H87L86 141V143L88 142V144L90 143V141L91 140H88V139H86ZM92 138V137H91ZM90 138V139H91ZM94 138H92L93 140H94ZM100 138H102L101 136H100ZM115 138V139H114ZM154 138H156V135H155V137ZM153 138V139H154ZM156 138V139H157ZM209 138H211V136L209 137ZM208 138V139H209ZM215 138V139H216ZM11 139V138H10ZM33 139V138H32ZM107 138H105V140H106ZM113 139L115 140V141H113ZM140 139V138H139ZM142 139H143V137H142ZM142 139H140V140H142ZM173 139H174V137H173ZM173 139L170 141L171 143V146L174 144L173 142L175 141V139H174V141H173ZM191 139V138H190ZM207 139V141H209ZM223 139H227V138H223ZM230 139V138H229ZM234 140H235V138H233ZM4 140V139H3ZM19 140V139H18ZM23 140V139H22ZM29 140V139H28ZM37 140V139H36ZM100 141V139L98 138V139H95V141ZM116 140L118 141V142H116ZM121 140V141H120ZM155 140V139H154ZM157 140H159V139H157ZM161 140L162 139H160L159 140V142H160V144H162L161 143ZM168 140H167V142H166V146L169 144L168 143ZM181 140H180V142L178 143H175L172 147H174V149H176V147H177V150L178 151H182V147H184V146H182V145H187L189 142V139H187V141H186V139H185V141L186 142H184V144H182L181 143ZM211 140V139H210ZM214 140V139H213ZM212 140V142H213V145L210 147V148H212V149H209V147L207 148V144H206V149L204 148V150H202V148H201V150H197V151H195V148H193V147H187V146H190L189 144L187 145V146H185L184 148H185V150L186 151H184V149H183V151L186 153L188 150L186 149V147L187 148H191V150L189 151V152H187L186 154H185V156H184V152H182V153H180L181 155H182V158H180V156L179 155H177V157L179 156V165H181L180 164V160L182 159V161H184L182 164H184V165H181V166H183L184 167V169L185 170H188V171H184V172H187V173H185V175H182V177H181V175H178L177 173V175L178 176H175V178L177 177V179L178 178H182V181H184L185 183H186V181H187V179L188 180H190L191 179V181H194L195 180V182L197 183V181L198 182H200V183H198L196 186L195 185H188V187H187V184H192V182H188L187 184H185L184 182H182V183H184L183 185H181L182 187H181V189L182 188H184V190L182 189H180L179 191H177V190H175L176 189V187L174 186V187H172L171 186V184H169V182H171V181H169L168 182V186H171L172 188L170 189V193H173L171 190H173V188H174V190H175V192L173 193V194H170L169 192H168V188H167V183L165 184V182L163 181V177H162V181L160 182V179L158 180L159 182V185L158 186H160V187H163L164 186V184H165V186L166 187H164V189L166 188V190H165V193H164V190L162 191V192H160V193H162L161 195H160V193L159 192H157V191H159L158 190V188L156 189L155 188V186L157 185V183H153L154 184V188L157 190V191H155V190H153V187L152 186H150V185H152V183H150V184H148V182H150V179H149V181L148 180H146V179H148L149 178V175H146V177L144 176V175H141V179L146 183V185L148 186V187H152V190L153 191H155L154 192V194H152L153 193V191H152V193L150 194V192L149 191H147V189L149 190L150 188H147L146 186H143V185H141V186H138V185H136L135 183H137L138 184V182L140 181V183L139 184H141V183H143V181L142 180H140L139 178V175H138V177L139 178H135V181L136 180H138V181H136V182H134V179L132 180V176L131 177H129L128 178V176L130 175H126L127 173H128V171H127V166H125L126 164H128V161L127 160H129L130 158L132 159V158H136L137 156H139L138 154H137V156L135 157V155H134V157H130V153H132V152H128L127 153V151L128 150H126V155L127 154H129V155H127V157H128V159H126V161H127V163H126V161H123L122 160V158L123 159H125L124 157V153H122L121 154V152H122V147L121 146H125V142L124 143H120L121 144V146H120V144H118L119 146H120V148L118 149V150H120V155H119V153L117 154V150H114V151H116L115 153H113V155L115 156V154L116 155H118V156H116V160H117V157H118V160H119V156H120V160L121 161H123L124 162V164L121 162V161H119V162H121L120 164H121V167L123 166V168H121L120 167V164H119V167H120V170L118 171V167H116V164L114 163L113 165H115L114 166V168L116 167L117 169H114L113 168V165H112V163L114 162V160L112 159V158H114V156H112V158L110 157V153L108 152V159H104V158H101L102 156H104L103 155V153H102V151H104V154H105V150H104V148H103V150L102 149H100V148H102L103 147V145H104V143H106L105 145H104V147L106 148V145H107V142H109L108 140H106V142H104V140L102 139V141L104 142V143H102V142H95V143H97V144H101L102 143V147H100L99 145V151H101V152H97V150H98V148L95 150V152H97V153H95V152H93L92 150H94L95 148L94 147H96V145H95V143H93V141H91L93 144H91V148H92V146H93V148L92 149H88V144H85L86 146L84 147V146H80V145H82L81 143H79V147H75L74 145L75 144H73V143H71V142H69V140H68V142L69 143H71V144H73V146L77 149V148H79V149H81L80 151H78L79 149H77V151L78 152H81V151H85L86 153L84 154V152H83V154H82V152L80 153L81 154V156H79L81 159H84V160H87V158H88V160H87V164H86V161H84V160H81V162H85L84 164H86V165H83L81 168H83L84 166H85V168L84 169H88V170H86V172L87 171H89V172H87L85 175L84 174H82V172L79 174V175H81V176H85V178H87L86 176L88 175V173L90 174V176H93V174L91 175V173H94V176H96L97 174H95V173H98L99 171H102V173L101 172H99L100 174H103V176H104V173L105 172H107V174H105V176L106 175H109V173L108 172H111L112 171V169H113V171L116 173V170L118 171L117 173H119L120 172V175H121V173H122V176H123V174L125 173L124 171H127V173H125L124 175V177H125V179H126V177L128 178V179H126V183L128 184V180L129 181H131L132 180V182H134V185L135 186H137V187H139V188H136L134 185H132L133 183H131L130 182V184H128L127 186H129V188L132 186V188H134V189H141V188H144V187H146L144 190H145V193H147V194H145V193H142V190H140L141 192H139L138 190L137 191H135V192H133V189L132 188H130L131 190H132V192L130 191V189L128 188V189H126V190H129V191H126L127 192V194L129 195V193H130V195H132V194H135L136 195V197L138 196L137 194H136V192H138V194L139 193H142L143 195H142V197L144 196V194H145V196H144V200L143 199H140L139 198V201L138 200H136V197H128L129 198V200L127 201V205H125L126 206V208H127V206H129L131 209H132V211H130L128 208V210H129V214H130V212H131V218L129 219V221L131 222V220H132V217L134 218L132 221H133V225H131L130 227H131V229H133L132 227H134V228H136V230L138 229L137 227L139 226V229L138 230H141V227H143L142 226V224H141V222L142 221H144V222H146V220L149 218L148 217V215H149V213H151V214H155L154 216H156L157 215V212H158V214H159V212H161V210H162V213L164 214H166V213H168V214H170L171 216H173V214L174 215H176V217H178L179 215H180V213H181V217L183 216V218H181V221H182V219H183V221L184 220H186V221H184V223H182L181 221H180V217L178 218V222L177 223H175V221H174V223H172V222H170V221H168V220H170V219H173V217H175V216H173V217H171L170 215H169V217H171L170 219L168 218L167 219V215H165V217H164V215H163V218H165L167 221H164V219L161 217V213H160V219H163V221L162 220H160L159 219V221H158V223H161V221H162V223L161 224H163V226H165V232H167L168 231V235H170L169 237H167L166 235H167V233H166V235H165V233L163 234V231H164V229H162V228H164L163 226L162 227H160L159 226V228L162 230V232H161V230L158 232V233H161V234H163V235H160L163 239H165V240H167L168 238L170 239V237L172 236L170 233L171 232H169L170 230L172 231H174L175 232V230L177 231V234H174V237H172L171 238V240H174V242L172 241V242H170L171 243V245H173V243L175 244V247L174 248H172L170 245H166L167 247H163L162 249H167V251H168V249L170 250V251H166L165 249L164 250H162V249H159V251H160V253H159V251L157 250V251H155L158 255H154V253L155 252H153V249L151 248V250H150V248H148L147 250L148 251H151V252H149V254H147V252H146V254H145V251H144V254H141L140 253V255L139 256H141V257H143V258H140L139 256H138V254L136 255V252H133V254H135L136 256H134V258L136 257H138L140 260H138V263L139 264H156V263H158L159 261V264H164V263H169V261L170 262H176L177 264H215V262L217 261H214V259L215 258H217V256H218V254H217V252H220V254L221 255H223L225 258H226V261L228 262H226L227 264H250V262L251 261H253V257H254V260L256 261L257 259L259 260V258H260V260H264V208H262V206L260 207V200H258V199H261V198H257L256 196H258L257 194H255L253 191V193L255 194H253L252 192H251V190L254 188L253 187V185H254V183H255V185H257L258 186V184L259 185H262L261 184V181H260V183L258 182L257 184H256V181H257V179H255L254 177H252V173H254V172H252L253 171V167H256V169H257V167L260 165V167L261 166H263V167H261V170L262 171H264V163L262 162V161H264V159H262V161H261V159L259 158V160H256V161H259V165L257 164V166H253L251 163L255 160V158H256V155H254L253 156V161H251L250 160V157H249V159H247V160H245V158H246V155H245V158H242V155L240 156V154H243L244 155V151H243V153H241V152H238V153H240V154H238V156H237V154H236V156H234V152H233V149H232V151H231V149H229L226 145H225V147H227V149H229V151H231V152H228V153H224L227 149H224L223 147H222V145L221 144H225V143H223L221 140H222V138L218 141V142H220L219 144H218V148H219V150H220V147H222L223 149H221L222 150V155H221V152H220V154H219V152L218 153H216V154H218V156L217 155H215L214 157H212L211 156V152H209L210 150H214V154H215V149L216 148H214L213 146L214 145H216L217 144V142L216 141H213ZM237 140V139H236ZM235 140V141H236ZM241 140H243L244 142H245V139H244V137L243 138H241ZM5 141H8V140H5ZM1 142V144H3L4 145V147H6V146H8V142ZM11 141V140H10ZM33 141V140H32ZM64 141V140H63ZM73 141V140H72ZM73 141V142H74ZM128 141H127V144L126 145H128L129 143H128ZM143 141V140H142ZM149 141V140H148ZM192 141V140H191ZM194 141V140H193ZM233 141V140H232ZM235 141H233L232 143H234ZM242 141V143H244ZM37 142H38V140H37ZM36 142V143H37ZM40 142V141H39ZM38 142V143H39ZM74 142V143H75ZM116 142V143H115ZM139 142V141H138ZM176 142V141H175ZM211 142V141H210ZM214 142L216 143V144H214ZM238 142V141H237ZM241 142V141H240ZM247 142V141H246ZM12 143V142H11ZM18 143H19V141H18ZM41 143H43V142H41ZM63 143H65V141L63 142ZM67 143V142H66ZM115 143V144H114ZM136 143V142H135ZM143 142H140V145L142 144ZM149 143V142H148ZM151 143V142H150ZM155 143H156V147L158 146V148H163V147H159L160 145H157V141H155ZM173 143V144H172ZM186 143V144H185ZM192 143V142H191ZM231 143V142H230ZM242 143H240V144H242ZM248 143V142H247ZM247 143H244V144H246V145H248ZM13 144V143H12ZM25 144V143H24ZM45 144L46 143H44V146H45ZM60 144V143H59ZM109 144V143H108ZM139 144V143H138ZM169 144V145H170ZM176 144H178V146H179V144H182L181 145V147L179 146H177ZM210 144V143H209ZM227 144V143H226ZM239 143H238V145L239 146H242V145H240ZM250 144V143H249ZM30 145V144H29ZM33 145V144H32ZM39 146L41 145L40 143L38 144ZM62 145H64V144H61V147H60V150H59V147H58V145H56V147H58L56 150H58V151H60L59 153H63L64 151H66L65 152V155H66V153H67V151H71L70 150V148L68 149V148H66L67 146H64V147H62ZM67 145H69V144H67ZM76 145H77V143H76ZM130 146L129 147H131L132 146V144H129ZM134 145V144H133ZM142 145H144V143L142 144ZM147 145V144H146ZM151 146H152V144H150ZM153 145H155V144H153ZM219 145H221L220 147H219ZM235 145H237L236 143H235ZM14 146V145H13ZM19 146V145H18ZM28 146V145H27ZM26 146V147H27ZM34 146H36V144L35 145H33V147ZM48 146V145H47ZM69 146H71V145H69ZM68 146V147H69ZM73 146H71L72 148V152H70V154L69 155H72V153H75V150H74V147ZM108 146V145H107ZM162 146H163V144H162ZM165 146V145H164ZM170 146V147H171ZM192 146V145H191ZM224 146V145H223ZM230 146V145H229ZM233 146V145H232ZM3 147V146H2ZM24 147V146H23ZM37 147V146H36ZM55 147V146H54ZM81 147V148H80ZM87 148L86 150L84 149H82V148ZM134 147L136 148V145H134ZM142 147V146H141ZM147 147H149V146H147ZM155 147V148H156ZM196 147V146H195ZM205 147V146H204ZM231 147V146H230ZM249 147V146H248ZM43 148V147H42ZM63 148H66V150L64 149V150H62ZM89 148H90V145H89ZM123 148H125V149H128L126 146L125 147H123ZM137 148H138V145H137ZM139 148H140V146H139ZM144 148H145V146H144ZM144 148H141V150H143ZM155 148H152L153 150L155 149ZM158 148H156V149H158ZM164 148H167V147H164ZM163 148V149H164ZM179 148V149H178ZM182 148V149H181ZM214 148V149H213ZM217 148V149H218ZM19 149V148H18ZM18 149H16V151L18 150ZM25 149V148H24ZM29 149H31V148H27L26 150H29ZM45 148H43V150H41V152L42 151H45L44 150ZM125 149H123L124 151H125ZM131 151H135L136 152V149H134L133 150V147H131ZM147 150H148V148H146ZM149 149H150V147H149ZM181 149V150H180ZM208 149V150H207ZM216 149V152L217 151H219V150H217ZM238 149H241L240 147L238 148ZM246 149V148H245ZM5 150V149H4ZM33 150L34 151H31V150H29V151H31V158H30V166H29V164L27 163V164H24V171L25 172H27V173H25L24 171H22V174H24V175H26V176H22V178L24 177V179H22L23 180V182L25 181V179L26 180H29L30 181V185H29V187H27L26 185L27 184H29L28 183V181H26L27 182V184H26V182H24L25 184L23 185L21 182V184L20 185H22V186H19V187H21L20 189L21 190H19V187H18V191L19 192H17L18 193V196H13V193L15 192H11L12 191V189L10 188V186H8L11 190L10 191H8V188H7V186H6V188L4 187V185H6V184H4L5 182H10V177H9V175L11 174V172H9L10 171V168H11V163H10V161L13 159H11L10 161H8L7 160V164L5 163L3 166H5V165H8V164H10V167H8V166H5V169H6V167H7V169L6 170H9L8 172L10 173V174H8L6 177H7V179L9 178V180H7L6 178H5V173H7L6 171H4V173L2 172V169L4 168L3 166V168L2 167H0V173H2L3 175H4V178H3V175H2V178L5 180H7V181H5L4 183H2L1 181H0V203H2V205H3V203H7V204H11V207L8 209V212H11V214H12V209L14 208L15 210H16V208L20 211V210H25L26 208H24L23 209V207L25 206V207H28L29 208V206L31 205V207H34L33 209H35V208H37V207H39L40 206V208H38L39 210H52L53 208V206H52V198L55 200V198H59V199H61V198H64V196H65V186L67 187V185L66 184H69V183H75V182H73L75 179H77L78 178V176L79 175H77V174H75V172H77V171H79V169H78V167H76L75 165V167L78 169V170H76L75 172H73L72 170H75V169H73V167H72V169L70 168L71 167V165L72 164H70V163H72L73 162V164H76V162L75 161H71V160H69L68 158H70L69 157V155H68V158H66L65 159V157H67V155L65 156V157H60V154L59 153H57V152H55V151H52V154H51V152L49 153V154H47V155H49V156H51V155H55V154H58V158H61L62 159V161L63 160H65V163L66 162H70V163H68V164H70L69 165V168L68 169H70V170H65V172L66 171H71L72 172V174L75 176H71V174L69 173V174H65V172H63V174L61 173V171H64V169H66V167L65 168H63V170H61L62 169V167L64 166V161H63V164H60L59 163V161H61V159H56L55 157H57V155L56 156H54V158L56 159H54L53 158V156H51L52 158H53V161L56 163V162H58L59 163V166L60 165H62V166H60V168H58V167H54V165L52 164V166H51V164L49 165V163L52 161V158L50 159L48 156H43V157H45L46 159H48L47 161H46V159L44 158V160L46 161H44V160H41V154H40V152H36V154H35V151H36V149L35 148H33ZM37 150H38V147H37ZM92 151V153L93 154H90L89 153V151ZM139 150V149H138ZM147 150H146V152H147ZM153 150H149L148 152H149V154L151 153V151H153ZM160 151H161V149H159ZM169 150H173V149H171V148H169ZM177 150H174L175 152H173L174 154H177L176 153V151ZM220 150V151H221ZM243 150V147H242V149L240 150V151H242ZM247 150H248V148H247ZM247 150H245V151H247ZM249 150H250V148H249ZM6 151H8V150H6ZM114 151H110V152H114ZM156 151V150H155ZM155 151H153L152 152V154L151 155H153V153L155 152ZM159 151V152H160ZM164 151V150H163ZM165 151H167L166 149H165ZM224 151V152H223ZM3 152V151H2ZM14 152H15V150H14ZM25 152V151H24ZM27 152V151H26ZM55 154H54V153ZM77 152V153H78ZM89 154H88V153ZM119 152V151H118ZM159 152H157L158 154V158H161V159H158L157 158V160L159 161V160H161V164L163 163V161L164 160H166V158H167V161L164 163V164H169V160H170V158L172 157H170V156H168V155H165L164 153H162V151L160 152L161 154H162V156L159 154ZM169 152V151H168ZM233 152V153H232ZM1 153V152H0ZM4 153V152H3ZM6 153V152H5ZM17 153H18V151H17ZM32 153H34V154H32ZM38 153H39V155H38ZM44 153V152H43ZM77 153H75V154H77ZM95 153V154H94ZM101 154V156H100V154ZM107 153V152H106ZM229 153H231V154H229ZM250 153V152H249ZM263 153V152H262ZM27 154V153H26ZM68 154V153H67ZM87 154H88V157H86V159H85V156H87ZM99 156H98V155ZM164 154V155H163ZM166 154H168V153H166ZM246 154H247V152H246ZM264 154V153H263ZM7 155V154H6ZM5 155V156H6ZM9 155H11L10 154V152H9ZM17 155V154H16ZM33 155H34V157H35V160H34V163H32L33 161H31V160H33L32 159V157H33ZM36 155H38V156H36ZM41 155V156H40ZM79 154H77V156H78ZM84 155V156H83ZM93 156V158H95L94 157V155H96V159H91V161H90V158L89 157H91V156ZM106 155L107 154H105V156L104 157H106ZM151 155H149L150 157H151V159H150V157L149 156H147V158H145V160H146V162H147V159H148V157H149V161L147 162L148 163V165H150L149 163H151V166H149V167H151V169H152V167L154 168V166H152V163L155 161H157L156 160V157L154 158H152V156ZM161 157H160V156ZM171 155H172V153H171ZM212 155H213V153H212ZM225 155H229L228 157L227 156H225ZM4 156V157H5ZM28 156H29V153H28ZM61 156H64V153L61 155ZM82 156L84 157V158H82ZM99 158H101V159H98V157ZM122 156H124V157H122ZM154 156V155H153ZM163 156H166V157H163ZM217 156V157H216ZM232 156V157H231ZM257 156H258V153H257ZM259 156H262V154H260ZM0 157H2L1 156V154H0ZM10 157V156H9ZM18 157V156H17ZM72 157V160H74L73 158H74V156H71ZM79 157H78V160H79ZM126 157V158H127ZM140 157V156H139ZM138 157V158H139ZM142 157V156H141ZM168 157H170L169 158V160H168ZM244 157V156H243ZM247 157H248V155H247ZM255 157V158H254ZM264 157V156H263ZM6 158H8L7 156H6ZM24 158V157H23ZM64 158V159H63ZM77 158V157H76ZM75 158V159H76ZM109 158H111L112 160H113V162L112 163H110V161H109ZM137 158V159H138ZM143 158H144V156H143ZM17 159V158H16ZM27 160H28V157L26 158ZM38 159H40L41 161H44L45 163L43 164L41 161H39ZM43 159V158H42ZM140 159V158H139ZM138 159V160H139ZM154 161H153V160ZM258 159V158H257ZM1 160V159H0ZM14 160V159H13ZM12 160V161H13ZM27 160H26V162H27ZM92 160H96V161H98V163H97V165L95 164L96 163V161H92ZM134 160V159H133ZM132 160V161H133ZM145 160H143L144 162H145ZM163 160V161H162ZM242 160H245L246 162H248V160H250L249 162H250V166L252 167L251 169H252V173H250L249 174V170H248V168L246 167L248 164L246 163H244V161H243V163H242ZM15 161V160H14ZM48 161H49V163H48ZM52 161V162H53ZM77 161V160H76ZM129 161H131V160H129ZM131 161V162H132ZM135 161V160H134ZM137 161V160H136ZM140 161H141V159H140ZM151 161H153V162H151ZM24 162V161H23ZM25 162V163H26ZM40 162H41V164H40ZM80 162V161H79ZM78 162V165L80 164ZM88 162H89V164L92 162L93 163V165H94V168H92L93 167V165H88ZM95 162V163H94ZM117 162V161H116ZM118 162V163H119ZM129 162V164H128V166H132V168H135V166L138 164V163H135L136 165L134 166V163L132 162ZM144 162H142V163H144ZM171 162V161H170ZM255 162V161H254ZM253 162V164H256V163H254ZM47 163V164H46ZM62 163V162H61ZM82 163V164H83ZM177 163V162H176ZM261 163H262V165H261ZM23 164V163H22ZM22 164H20V165H22ZM46 164V165H45ZM67 164V165H68ZM82 164H80V165H82ZM132 164V165H131ZM141 164V163H140ZM156 164V166H157V162L155 163ZM158 164H159V162H158ZM163 164V166H165ZM172 164V163H171ZM171 164H169V165H171ZM212 164V165H211ZM1 165V164H0ZM26 165H28V166H26ZM77 165V164H76ZM77 165V166H78ZM89 166L88 168H86V166ZM95 165H96V167H95ZM139 165V164H138ZM143 165V164H142ZM145 165H146V163H145ZM144 165V166H145ZM147 165V166H148ZM154 165V164H153ZM173 165V164H172ZM172 165H171V167H172ZM179 165H176L177 167L176 168H173V167H175V166H173L172 167V170L174 171V169H175V171L177 172L178 170H176L178 167H179ZM203 165H205V166H203ZM125 166V167H124ZM134 166V167H133ZM162 166V165H161ZM200 166H202V168L203 169H205V170H210V175H209V171L207 172H205L204 170V172H202L201 170V168H199V170H198V173H197V170L196 171H194L196 168L198 169V167H200ZM207 166V167H206ZM208 166H210V167H212L211 169H213L212 170V174H211V169H210V167H208ZM249 165H248V167H250ZM19 167V166H18ZM22 167V166H21ZM28 167V168H27ZM52 167V168H51ZM157 167H159V166H157ZM157 167H156V169L155 170H157ZM183 167H180L181 169V172H182V169H183ZM205 167V168H204ZM259 167V168H260ZM2 168V169H1ZM15 168V167H14ZM25 168H27V169H25ZM92 168V169H91ZM131 168V167H130ZM129 167H128V170L130 169ZM138 168V167H137ZM207 168V169H206ZM209 168V169H208ZM84 169H83V171H84ZM123 171H122V170ZM125 169V170H124ZM163 169V168H162ZM255 169V168H254ZM256 169H255V172H256ZM21 170V169H20ZM131 170V169H130ZM171 170V169H170ZM257 170H259V169H257ZM261 170H259L260 172L259 173H256L255 174V177L256 176H258V180H262V182H264V175H263V173L264 172H262ZM80 171H82V169H80ZM105 171V172H104ZM172 171V172H173ZM192 171H193V175H192ZM200 171V172H199ZM13 172H15L14 171V169H12V173ZM19 172V171H18ZM17 172V173H18ZM24 172V173H23ZM104 172V173H103ZM131 172V171H130ZM129 172V173H130ZM258 172V171H257ZM262 172V173H261ZM17 173H14V176L13 177H15V174H17ZM67 173V172H66ZM113 173V172H112ZM116 173V174H117ZM175 173V172H174ZM199 173H206V174H208V175H204L203 174V176H202V174H199ZM115 174V175H116ZM142 174H144V173H142ZM150 174H151V172H150ZM172 174V173H171ZM258 174V175H257ZM260 174V175H259ZM1 175H0V177H1ZM12 175V174H11ZM18 175V174H17ZM118 175V174H117ZM162 175V174H161ZM261 175H263V176H261ZM21 176V175H20ZM19 176V177H20ZM62 176V177H61ZM73 178H71V177ZM90 176H88V177H90ZM98 176V175H97ZM114 176V174L112 175V177ZM119 176V175H118ZM148 176V177H147ZM159 176V175H158ZM185 176V177H184ZM187 176H190L189 178L187 177ZM200 176H202V178H199ZM253 176H254V174H253ZM261 178H260V177ZM64 177V178H63ZM70 177V178H69ZM107 177V176H106ZM106 177H104V179L106 178ZM110 177H111V175H110ZM116 177V176H115ZM115 177H113L114 178V181H115ZM119 177H121V176H119ZM151 177V176H150ZM172 177H173V175H172ZM1 178V179H2ZM17 178V177H16ZM75 178V179H74ZM79 178H80V176H79ZM84 178V177H83ZM94 178H96V177H94ZM109 178V177H108ZM112 178V179H113ZM144 178V179H143ZM174 178V177H173ZM181 178H180V180H181ZM185 178H186V181H185ZM260 178V179H259ZM263 178V179H262ZM0 179V180H1ZM71 179V181H68V180H70ZM90 179H92L93 180V178H90ZM90 179H89V181H90ZM99 179V178H98ZM104 179L101 181L102 182V184H104V182L105 181H107L108 179H106L105 181H104ZM119 178L117 177V180H118ZM157 179V178H156ZM176 179V180H177ZM184 179V180H183ZM192 179H194V180H192ZM3 180V181H4ZM17 180H18V178H17ZM21 180V179H20ZM21 180V181H22ZM82 181L83 182V180H82V177L80 178V179H78V181L77 180H75V181H77V182H79V181ZM94 180H96V181H98L97 179H94ZM121 180H122V177H121ZM167 180V179H166ZM256 180V181H255ZM68 181V182H67ZM119 181H120V179H119ZM142 181V182H141ZM147 181V182H146ZM152 181V180H151ZM157 181V180H156ZM81 182V183H82ZM91 182V181H90ZM101 182H99V183H101ZM120 182H123V180L122 181H120ZM119 182V183H120ZM162 182H164V183H162ZM174 182H176V181H174ZM178 182L180 183V181H179V179H178ZM66 183V184H65ZM72 183H71V185H72ZM93 184H94V182H92ZM116 183H118V181L116 182ZM125 183V184H126ZM163 184V186H161L162 184ZM194 183V182H193ZM10 184V183H9ZM77 184V183H76ZM75 184V185H76ZM88 184V183H87ZM86 184V185H87ZM96 184V183H95ZM108 184V183H107ZM123 184H124V182H123ZM144 184V183H143ZM161 184V185H160ZM176 184V183H175ZM178 184V183H177ZM195 184V183H194ZM8 185V184H7ZM70 185V186H71ZM74 185V184H73ZM74 185V186H75ZM78 185V184H77ZM82 185V184H81ZM86 185H85V187H86ZM98 185V184H97ZM105 185V184H104ZM103 185V186H104ZM115 185V184H114ZM118 185V184H117ZM145 185V184H144ZM173 185V184H172ZM254 185V186H255ZM83 186V185H82ZM81 186V187H82ZM91 186H92V184H91ZM99 186H101V187H103L102 185H99ZM98 186V187H99ZM122 186V183H120V185H119V187H121ZM134 186V187H133ZM184 186H186V187H184ZM195 186V187H194ZM263 186V185H262ZM79 187V186H78ZM100 187V188H101ZM113 187H115V186H113ZM141 187V188H140ZM159 187V188H160ZM180 186H179V184H178V188H179ZM253 187V188H252ZM256 187V186H255ZM124 188V187H123ZM122 188V189H123ZM126 188V187H125ZM67 189H68V187H67ZM71 189V188H70ZM69 189V190H70ZM80 189V188H79ZM86 189V188H85ZM89 189H90V186H89ZM92 189H94V188H92ZM96 189H97V187H96ZM104 189V188H103ZM115 189H117L116 187H115ZM115 189H113V190H115ZM119 189V188H118ZM163 189V188H162ZM256 189V188H255ZM255 189H253L254 191H255ZM107 190H109V189H107ZM112 190V189H111ZM121 190V189H120ZM79 191V190H78ZM85 191V190H84ZM91 191V190H90ZM96 191V190H95ZM105 191V190H104ZM110 191V190H109ZM117 191H119V190H117ZM181 191V192H180ZM202 191H203V194L202 195H204V193H205V195L207 196V197H205L204 196V198L205 199H203V197H201L200 195H201V193H202ZM15 192V193H16ZM77 192V191H76ZM92 192V191H91ZM98 192V191H97ZM111 192V191H110ZM116 192V191H115ZM126 192H125V196H126ZM144 192V191H143ZM167 192V193H166ZM178 192H180L181 194H178ZM14 193V195H16ZM73 193V192H72ZM71 193V194H72ZM75 193V192H74ZM88 193H89V191H88ZM88 193H86V194H88ZM95 193V192H94ZM105 193V195H106V193H107V191L106 192H104ZM114 193V192H113ZM122 193V192H121ZM121 193H114L115 195L116 194H118V196L116 197L115 195H114V197H116L117 199H118V197H119V195L121 194ZM149 193V194H148ZM156 193V194H155ZM164 193V194H163ZM176 193V194H175ZM70 194V193H69ZM80 194H83V193H80ZM78 195V194H77ZM84 195H85V193H84ZM95 195V194H94ZM100 195V194H99ZM98 195V196H99ZM102 195V194H101ZM100 195V196H101ZM104 195V194H103ZM140 195V194H139ZM149 197H148V196ZM86 196V195H85ZM124 196V197H125ZM141 196V195H140ZM139 196V197H140ZM66 197V196H65ZM74 197V196H73ZM76 197V196H75ZM95 197H96V195H95ZM103 197V196H102ZM108 197V196H107ZM112 197V196H111ZM114 197H112L113 198V200H114ZM121 197L123 198V196H122V194H121ZM121 197H119V198H121ZM147 197V199H145ZM36 198H37V200H36ZM70 199H71V197H69ZM82 198V197H81ZM89 198H90V196H89ZM91 198H93V197H91ZM106 198V197H105ZM148 198H150V199H148ZM206 198L208 199L209 198V202H210V199H211V204L210 205H207V203H205V201H207L206 200ZM67 199V198H66ZM98 199V198H97ZM109 199H111V198H109ZM126 199H127V197H126ZM138 199V198H137ZM214 199H216V200H214ZM72 200H75L74 198H72ZM79 200V199H78ZM81 200V199H80ZM88 200V199H87ZM86 200V201H87ZM122 200H125V199H122ZM141 200H143V202H145V203H143V204H141L140 202H141ZM202 200H204V202L202 201ZM36 201V202H35ZM77 201V200H76ZM75 201V202H76ZM94 201V200H93ZM110 201V200H109ZM120 201V200H119ZM136 201H138L139 203H140V205L138 204V202H136ZM147 201H150V202H148L147 203ZM215 201V204H213V202ZM29 202H30V204H29ZM33 202H34V204H33ZM95 202V201H94ZM117 202H118V200L116 201V202H114L115 204H117ZM33 205H32V204ZM35 203H36V206H35ZM69 203H71L72 204V202H69ZM78 203V202H77ZM113 203V204H114ZM120 202H118V206L120 205V206H122V204L121 203H123V201H121V203L119 204ZM125 203V202H124ZM191 203V204H190ZM204 203H205V205H207V206H212V208L213 209H215V210H218V213L219 214H221V216L218 218L219 219V221H221L220 223L218 222V220L217 221H215V223H214V219L213 220H209V222H207V220L206 221H202V222H206V224L204 225V223L202 224V222H201V218L200 217H198V219L200 220H198L202 225L200 226V223L198 224V222L196 223L193 219L195 218V220H196V217H197V215H195V214H193V213H196V212H193V211H191L192 209H191V207H187V205L188 204H190L189 206H193V207H196V205L198 206V204H201V205H199V207H202V204L204 205ZM262 203V202H261ZM6 204V205H7ZM26 204H28V206H26ZM39 204V205H38ZM59 204V203H58ZM75 204V203H74ZM96 204V203H95ZM95 204H94V206H95ZM195 204V205H194ZM209 204V203H208ZM63 205V204H62ZM76 205V204H75ZM78 205V204H77ZM83 205V204H82ZM86 205V204H85ZM84 205V206H85ZM116 205V206H117ZM262 205V204H261ZM10 206V205H9ZM59 206H60V204H59ZM66 206H68V209L69 210H72L71 208L72 207H76V206H70L71 208H69V205H66ZM65 206V207H66ZM116 206H115V208H116ZM117 206V207H118ZM119 206V207H120ZM125 206H124V210L126 209L125 208ZM62 207V206H61ZM64 206H63V208H62V210L65 208ZM78 207V206H77ZM85 207H87V206H85ZM92 206H90L89 207V209H90V211H91V209H93V210H95L94 209V207L93 208H91ZM21 208V209H20ZM83 208V207H82ZM81 207H80V209H82ZM170 208L172 209V210H170ZM174 208H176V209H174ZM188 208H190L191 210H189ZM206 208V207H205ZM204 208V209H205ZM1 209V208H0ZM5 209V208H4ZM13 209V210H14ZM37 209V210H38ZM57 209H60L59 207L57 208ZM67 208L65 209V210H68ZM73 209H77V208H73ZM80 209H78V210H80ZM84 209V211H85V209H87V208H83ZM110 209H112L111 208V206H110ZM208 209H209V207H208ZM7 210V209H6ZM5 210V212H6V214H8L7 213V211ZM36 210V209H35ZM54 210V209H53ZM119 210H121V207H120V209ZM151 210H152V212H151ZM166 210H167V212H166ZM170 210V211H169ZM174 210H176V211H174ZM196 210V209H195ZM0 211H4L3 210V207H2V210H0ZM18 211V212H19ZM74 211V210H73ZM154 211H156L155 213H154ZM165 211V212H164ZM174 212L173 214L172 213H169V212ZM181 211H190L189 213L191 214V212H193L192 213V215H195L196 217H194L193 219H192V215L190 216V214H188V212H187V214H185L186 212H184V214L185 215H182V212ZM2 212H1V214H2ZM4 212V213H5ZM15 212V211H14ZM97 212H98V210H97ZM117 212V211H116ZM178 212H179V214H178ZM216 212V211H215ZM3 213V214H4ZM17 213V212H16ZM15 213V214H16ZM20 213V212H19ZM19 213H17V214H19ZM28 213V212H27ZM75 213V212H74ZM118 213V212H117ZM133 213V214H132ZM217 213V212H216ZM10 214V213H9ZM11 214H10V216H11ZM62 214V213H61ZM80 214H82V213H80ZM84 214V213H83ZM86 214H87V211H86ZM90 214H92L91 212H90ZM89 214V215H90ZM95 214H96V212H95ZM127 215V216H130V215ZM151 214L149 215L151 218H153V219H148V220H155L154 219V216L152 215L151 216ZM21 215V214H20ZM24 215V214H23ZM33 215V214H32ZM73 215V214H72ZM75 215H76V213H75ZM74 215V216H75ZM110 215V214H109ZM187 215L188 216H190V217H188V220H189V222H191V225L193 224L192 222H195L194 223V225H193V227L188 223V221H187ZM6 216H8V215H6ZM19 216V215H18ZM27 216H29V215H27ZM34 216H35V214H34ZM47 216H48V213H47ZM88 216V215H87ZM92 216H93V214H92ZM135 216V217H134ZM185 216V217H184ZM255 217V216H259V218H252V217ZM1 217H3V216H1ZM13 217V216H12ZM23 217V216H22ZM49 217V216H48ZM72 217V216H71ZM85 217V216H84ZM95 217H98L97 215L95 216ZM113 217V216H112ZM111 217V218H112ZM142 217H144V219L142 218ZM221 217H223L224 219H222ZM248 217V218H247ZM249 217H251L250 218V220H251V222H249L250 220H247V219H249ZM5 218V217H4ZM15 218H17V216L15 217ZM18 218H20V216L18 217ZM81 218V217H80ZM137 218H138V220L140 219V223H139V221L137 220ZM142 218V219H141ZM158 218H159V216H158ZM186 218V219H185ZM192 219V221H190L191 219ZM217 218V217H216ZM261 218V219H260ZM1 219V218H0ZM6 219V218H5ZM11 219V218H10ZM10 219H8V221L10 220ZM25 218H23V220H20V222L22 223V221H26V220H24ZM29 220H30V218H28ZM36 219H38V218H36ZM42 219V218H41ZM44 219V218H43ZM43 219L40 221V222H42L43 221ZM48 219V218H47ZM68 219V218H67ZM66 219V220H67ZM72 219V218H71ZM93 219V218H92ZM110 219V218H109ZM127 219H128V217H127ZM126 219V220H127ZM259 219V220H258ZM17 220L18 219H16L15 220V226L17 227V224H18V222H17ZM28 220V221H29ZM31 220H33V219H31ZM31 220H30V222H31ZM45 220H46V218H45ZM44 220V221H45ZM48 220H50V219H48ZM61 220V219H60ZM254 220H256V224H251ZM3 221V220H2ZM11 221V220H10ZM10 221H9V223H10ZM14 220L12 219V222H13ZM34 221V223H37V225L38 224H40L39 223V221L38 220H33ZM32 221V222H33ZM69 221V220H68ZM75 221H76V219H75ZM78 222H77V224L79 223V221L80 220H77ZM121 221V220H120ZM128 221V222H129ZM197 221V220H196ZM210 221H212V223L210 222ZM47 222V221H46ZM93 222V221H92ZM144 222H142L143 224H144V227L146 226V228L149 226V225H152V224H149L148 222H146V224L144 223ZM154 222V221H153ZM186 222L188 223V229L185 227V224H186ZM8 223V224H9ZM29 223V222H28ZM27 223V224H28ZM44 223V222H43ZM76 223V222H75ZM122 223V222H121ZM148 223V224H147ZM211 223V224H210ZM6 224H7V222H6ZM12 224H14V223H12ZM26 224V225H27ZM30 225H31V223H29ZM62 224H63V222H62ZM81 224V223H80ZM140 224H141V227H140ZM175 224H176V226H177V228L175 229ZM195 224H198V226H199V228H198V226L196 227L195 226ZM11 225V224H10ZM19 225V224H18ZM23 225H25V224H23ZM25 225V226H26ZM33 225H35V224H32L31 226H29L28 225V227L29 228H27V229H31L32 227H33ZM47 225V224H46ZM184 225V226H183ZM187 225V224H186ZM257 225V226H256ZM20 226H21V224H20ZM66 226V225H65ZM81 226V225H80ZM118 226V225H117ZM194 226H195V229L197 228V230H194L193 231V229H194ZM7 227V226H6ZM12 227V225L10 226V228ZM16 227H15V229H16ZM19 227V226H18ZM18 227H17V229H16V231L18 230H20V229H18ZM31 227V228H30ZM63 227V226H62ZM129 227V228H130ZM169 227H170V229H169ZM186 228V229H184L185 230V232H183L184 234H180V233H178V232H180L181 231V228ZM13 228V227H12ZM21 228V231H22V226L20 227ZM26 228V227H25ZM35 228H37V230H38V227H33V229H35ZM46 228H48L47 226H46ZM65 228V227H64ZM66 228H67V226H66ZM182 228V229H183ZM192 228V229H191ZM76 229V228H75ZM114 229H116V228H114ZM128 229V228H127ZM130 229V230H131ZM143 229V228H142ZM169 229V230H168ZM192 230V231H190V230ZM1 230H3V229H1ZM14 230V229H13ZM23 230H25L24 229V227H23ZM32 230V229H31ZM63 230H67V229H63ZM73 230V229H72ZM78 230V229H77ZM113 230V229H112ZM129 230V229H128ZM127 230V231H128ZM167 230V231H166ZM180 230V231H179ZM184 230H182V231H184ZM189 230V231H188ZM254 230V232L252 233V235H250L251 234V232ZM4 231V230H3ZM2 231V232H3ZM17 231V232H18ZM27 231V230H26ZM25 231V232H26ZM35 231V233L36 232H39V231H36V229L34 230ZM132 231H135V229H133ZM181 231V232H182ZM237 233H236V232ZM6 232H9V231H6ZM13 232V231H12ZM23 232V231H22ZM52 232V231H51ZM67 232V231H66ZM116 232H117V230H116ZM129 232H131V231H129ZM234 232V234H232V233ZM10 233V232H9ZM8 233V234H9ZM126 232H124V234H125ZM131 233H133V232H131ZM14 234V233H13ZM13 234H11V236L9 235H7L8 237H11V238H13ZM20 233L18 232L17 234H15V237L13 238V240L11 239V241L13 242L14 241V239L16 240V242H17V239L19 240V242L21 241V238H24L25 239V237H23V236H20L19 235ZM33 234H34V232H33ZM41 234L42 233H40V236H41ZM49 234H51V233H49ZM53 235H54V233H52ZM60 234H62V233H60ZM112 234V233H111ZM128 234V233H127ZM126 234V235H127ZM173 234V233H172ZM254 234V235H253ZM0 235H1V233H0ZM13 235V236H12ZM21 235H22V233H21ZM24 235V234H23ZM27 235V234H26ZM56 235V234H55ZM123 235V234H122ZM129 236L131 235V234H128ZM177 235V236H176ZM179 235L180 236H182V238L180 237L179 238ZM3 236V235H2ZM1 236V239L3 238ZM33 236H35V235H32V237ZM36 236H38L37 234H36ZM39 236V237H40ZM42 236H44V235H42ZM60 236H62V235H60ZM60 236H58L59 238H60ZM66 236V235H65ZM65 236H62V237H65ZM91 236V235H90ZM109 236V235H108ZM165 236L167 237V238H165ZM253 236V237H252ZM4 237H5V235H4ZM8 237H7V239H8ZM19 237V238H18ZM30 237V236H29ZM53 237H56V236H53ZM57 237V239L56 240H58L59 238ZM68 238H69V236H67ZM66 237V238H67ZM93 237V236H92ZM123 237V236H122ZM131 237V236H130ZM176 237V238H175ZM17 238V239H16ZM42 238V237H41ZM49 238V237H48ZM67 238V239H68ZM129 238V237H128ZM127 238V239H128ZM145 238H146V236H145ZM154 238V237H153ZM174 238V239H173ZM203 238V239H202ZM205 238V239H204ZM1 239H0V241H1ZM6 238H3V240L1 241V242H5L6 244H7V240H5ZM23 239V241H25ZM33 239H34V237H33ZM52 239V238H51ZM50 239V240H51ZM67 239H65V240H67ZM121 239V238H120ZM141 239H142V236H141ZM200 239H202V241L203 240H206V241H201L200 242ZM26 240H28V239H26ZM40 240V239H39ZM48 240V239H47ZM103 240H105V239H103ZM108 240V239H107ZM106 240V241H107ZM45 241H46V237H45ZM44 241V246L45 247H49V249H51L52 247H54L55 245H53L52 244V247L50 246L51 244H50V242L48 241V245L46 244L47 242H45ZM79 241V240H78ZM94 241H95V239H94ZM105 241V242H106ZM127 241V240H126ZM128 241H129V239H128ZM145 241V240H144ZM1 242H0V245H1ZM10 241H8V243H9ZM33 242H34V240H33ZM32 242V243H33ZM70 242H72V241H70ZM69 242V243H70ZM74 242V241H73ZM72 242V243H73ZM81 242V241H80ZM91 242V241H90ZM89 242V243H90ZM100 242V241H99ZM98 242V243H99ZM43 242L41 241V244H42ZM68 242H67V246L64 248L63 247V249H62V247H61V249L62 250H58V249H56L55 250V254L56 255H59V253L61 254H63V253H66V251L67 250H70V251H76V252H78V253H80V251H82L83 250V248L81 247L80 249H79V245L77 244V242H75V244H77L76 246H74V244H72V243H70L69 244ZM88 243V244H89ZM92 243V242H91ZM90 243V244H91ZM94 243V242H93ZM93 243H92V245H93ZM107 243V242H106ZM121 243V242H120ZM123 243V242H122ZM132 243V242H131ZM169 243V244H170ZM6 244H4L5 246H6ZM47 246H46V245ZM69 244V245H68ZM81 245H82V243H80ZM94 244H96V243H94ZM103 244V243H102ZM116 244V243H115ZM119 244V243H118ZM4 245L3 246H1V247H4ZM9 244H7V246H8ZM92 245H90V248H91V246ZM97 245H99V244H97ZM111 245H112V243H111ZM122 246L124 245V244H121ZM96 246V245H95ZM102 246V245H101ZM116 246V245H115ZM119 246V245H118ZM121 246V247H122ZM45 247H39V246H33L32 248H30L29 247V250H28V248H26L25 250L23 249V250H15V251H7V250H5L4 248H2V249H0V260H1V258H7V262H5V264L7 263L8 264V262H13V264H16V263H18L19 261L21 262L22 261V259L21 258H23L24 259V257H27V256H29V258H31L32 260H33V258H35V257H42V258H44V256L45 255H49V253L48 254H46L45 252H44V250H46V251H49L48 249H46ZM84 247V246H83ZM88 247H89V245H88ZM108 247V246H107ZM112 247V246H111ZM117 247V246H116ZM127 247H129V246H127ZM137 247V246H136ZM169 247V248H168ZM24 248V247H23ZM34 248V249H33ZM103 248V247H102ZM101 248V249H102ZM118 248V247H117ZM125 248V247H124ZM133 248V247H132ZM22 249V248H21ZM53 249V248H52ZM51 249V250H52ZM119 249V248H118ZM127 249V248H126ZM125 249V250H126ZM50 250V251H51ZM54 250V249H53ZM51 251V253L53 254L54 253V251ZM80 250V251H79ZM90 251L92 250V248L91 249H89ZM125 250H124V252H125ZM128 250V249H127ZM126 250V251H127ZM130 250H132L131 249V247H130ZM130 250H129V254L132 252H130ZM70 251H68V253H70L71 255H72V252H70ZM113 251V250H112ZM87 252H89L88 250H87ZM110 252V251H109ZM119 252V251H118ZM153 252V254H152V256H151V253ZM162 252V253H161ZM164 252V253H163ZM67 253V254H68ZM111 253V252H110ZM143 253V252H142ZM66 254V255H67ZM76 254V253H75ZM84 254H86L85 252H84ZM119 254V253H118ZM121 254V253H120ZM126 254H127V252H126ZM217 254V255H216ZM55 255V256H56ZM82 255V254H81ZM124 255V254H123ZM130 255H132V254H130ZM129 255V256H130ZM148 255L149 256H151V257H148ZM153 255L155 256V257H153ZM47 256H45V257H47ZM83 256V255H82ZM86 256V255H85ZM87 256H88V254H87ZM86 256V259L87 258H90L89 256L87 257ZM90 256H92L93 257V255L91 254V252H90ZM95 256V255H94ZM157 256V257H156ZM255 256H257V257H255ZM260 256V257H259ZM15 257H17V259H19L20 257V259H19V261L18 262H16L15 261V259L13 260V261H10L11 260V258H15ZM51 257V256H50ZM65 257V256H64ZM67 257V256H66ZM65 257V259H67ZM124 257V256H123ZM128 257V256H127ZM132 257V256H131ZM130 257V258H131ZM152 257L153 258H155L154 260L152 259ZM219 257V256H218ZM10 258V260L8 261V259ZM57 258V257H56ZM60 258V257H59ZM63 258V257H62ZM94 258V257H93ZM92 258V259H93ZM134 258L132 257V260H134ZM136 258H135V260L134 261H127V262H129V263H125V262H123V263H125V264H130V262H131V264L133 263V262H135L136 261V263H133V264H137V260H136ZM151 258V259H150ZM220 258V257H219ZM218 258V259H219ZM252 258V259H251ZM256 258V259H255ZM263 258V259H262ZM47 259V258H46ZM45 259V260H46ZM84 259H85V257H84ZM83 259V260H84ZM120 259V258H119ZM124 259V258H123ZM122 259V260H123ZM224 259V258H223ZM41 260V259H40ZM82 260V259H81ZM83 260H82V262H83ZM88 260V259H87ZM94 260V259H93ZM172 260V261H171ZM225 260V259H224ZM3 261V260H2ZM5 261V260H4ZM4 261H3V264H4ZM29 261V260H28ZM34 261V260H33ZM39 261V260H38ZM43 261H44V259H43ZM70 261V260H69ZM80 261V260H79ZM85 261V260H84ZM92 261V260H91ZM120 261H121V259H120ZM125 261H126V259H125ZM156 261H158V262H156ZM16 262V263H15ZM27 262V261H26ZM92 262H94V261H92ZM92 262H90V263H92ZM122 262V261H121ZM156 262V263H155ZM218 262V261H217ZM216 262V263H217ZM21 263H24V262H21ZM28 263V262H27ZM26 263V264H27ZM30 263V262H29ZM28 263V264H29ZM85 263V262H84ZM97 263V262H96ZM116 263V262H115ZM173 263V264H174ZM221 263V262H220ZM252 264H253V262H251ZM262 263V262H261ZM264 263V262H263ZM2 264V263H1ZM20 264V263H19ZM25 264V263H24ZM34 264V263H33ZM38 264V263H37ZM66 264H68V263H66ZM86 264H87V262H86ZM89 264V263H88ZM93 264V263H92ZM256 264V263H255ZM257 264H259L258 262H257Z\"/></svg>",
  "mask_w": 264,
  "mask_h": 264
}]
</instances>
